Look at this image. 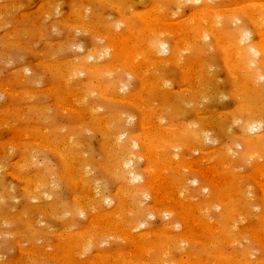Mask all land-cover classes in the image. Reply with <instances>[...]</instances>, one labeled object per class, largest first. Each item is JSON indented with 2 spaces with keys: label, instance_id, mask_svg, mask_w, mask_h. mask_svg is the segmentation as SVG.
<instances>
[{
  "label": "rangeland",
  "instance_id": "1",
  "mask_svg": "<svg viewBox=\"0 0 264 264\" xmlns=\"http://www.w3.org/2000/svg\"><path fill=\"white\" fill-rule=\"evenodd\" d=\"M189 1L190 0H188V1L187 0H0V264H86V263L87 264H122V263H125V264H160L161 260H159V259H161L160 256H162V253H165L164 248L167 249L166 248L167 243L169 244L168 256H170L168 259L171 260V264H187V261H189L188 259L191 260V261H189L190 263L193 262V260L195 262H199V260H201L202 264H204V263L205 264L206 263H208V264H222L223 260H225L227 257H228V260H230L237 253H240V254L242 253L241 255L237 254L235 256V257H237L239 255L238 259H237L239 261V264H241V263L247 264L250 261V260L248 261V258L252 260V261H250L251 263H254V262L258 263V261L260 260V262L258 264H260V263L264 264V239L262 238V236L264 235V220H262V218L264 217V213H263V211H264V198H263L264 197V188H263L264 187V173H263V170H264V135H263L264 134V127H263L264 123H262V125H261V128H262L261 130L259 129V127L257 128V125L260 126V122L262 120H264L263 116L260 117V115H264L263 114L264 108H262V107H264V100L261 99V98H264V94L262 95V97L258 96V95H261V93H263L264 90L261 91L257 95V93L260 91L258 89L259 88L261 89L260 86L264 85L262 83V81L264 82V79H262L264 77V54H263L264 51H262V50H264V47H263L264 46V40L262 41V37L264 39V13H263L264 10L262 8L263 7L262 4H264L263 3L264 0L263 1H261V0L260 1L259 0H210V3L212 2V4H213V5L212 4L210 5V6H212V8L209 6V4H210L209 0H207L206 3H205V0H203L204 2L202 0H196V2H197L196 4L194 3L195 0H191L190 2ZM251 1H256V2L252 3ZM257 1H259L261 4L258 2L260 5H258L259 7L255 6L257 8V9H255V7L253 8L251 5H253L254 3L257 5ZM200 2H203V3H200ZM171 3H172V5H171ZM177 3L180 5V7H178ZM250 3H251V5H249ZM215 4H216V7L214 6ZM219 5H220L219 8H221L222 10L218 8ZM208 6L210 7V9ZM249 6H251V8ZM230 7H232L233 9H237L236 12L231 10L232 8H230ZM246 7H249L250 9L247 8L248 10L245 11L244 8H246ZM204 8L205 9L207 8L206 9L208 12L207 15L204 14V13H206ZM215 8L218 10H221V12L220 11L217 12L218 10L216 11ZM225 8H227L226 13H223L222 11L225 10ZM228 8L232 11V13L235 16L236 15L237 16L234 17L232 13L230 14L231 16H229L230 10ZM162 9H163V11H162ZM213 9L215 10V12H217V14L215 13L217 15V17L219 16L218 15L219 13H222V14L228 13V15H226V18L223 15L224 18L221 19V14L219 16L220 17L219 19L221 21L219 23V24H221V26H219V28L221 27V30L219 28L216 29L217 23L219 22L218 21L219 19L217 20L216 16H214L215 14H214ZM258 9H259V11L262 9L263 12L261 10L259 13ZM256 10H257V13H256ZM201 11L204 13H202ZM211 11H213V12H211ZM248 11L250 12V14L246 13ZM194 12H197V13H194ZM162 13L164 15H162ZM210 13L214 17L211 16ZM261 13H263V14L260 15ZM247 14L250 17H248ZM199 15H200V17H199ZM204 15L207 16L206 18H208V22H210V20L213 22V21H215V19H216V21L214 23H212V22L208 23L206 18L204 21L203 18L201 17ZM210 16L213 18H211ZM260 16H263V17H260ZM166 17H169L168 21H166L167 20ZM195 17L197 18L196 20L194 19ZM227 17H229V18H227ZM230 17H232V19H230ZM158 18H159V20H158ZM201 18L204 22L207 23L206 27L207 28H208V26L210 27V29H205L206 28L205 25H204V27L202 25V27L207 31H205L203 28L201 30H198V29H200L202 23L205 24L201 20ZM235 18H238V19L233 20ZM239 19H240V21H239ZM256 19H258V20H256ZM237 20L239 21V23ZM158 21L160 22V24H158L159 23ZM191 21H193V22H191ZM194 21H196V22H194ZM197 21H198V24L194 25L197 23ZM201 21H202V23H201ZM233 21H235L234 24H233ZM260 21H262V22H260ZM179 22H181V23H179ZM182 22H183V24H182ZM189 23L190 24L192 23V25H193L192 27H195V28H191L192 30H190V32L191 31L192 32L191 33L188 32V34L192 35V36H193V34H196V35L199 34V36H198V37H200L199 39L195 35H194L195 36V38H194L192 36H188V34L185 35L182 32H181L182 34H180V31H182L183 27H187L185 25L186 24L189 25ZM235 23H237V24H235ZM257 23H259V24H257ZM260 23L262 24L261 28L259 26ZM211 24H212V26L216 25V27H214L216 30L211 26ZM232 25H235L234 28ZM239 25H242L243 27L242 26L239 27ZM229 26H232V27H230L231 32L228 30L229 32L227 33V35H228L227 36L226 35L227 31L225 29H228ZM147 27H148V30H147ZM160 27H161V30L163 32H161V30L159 29ZM180 27H182V29ZM171 28H173V29H171ZM211 28H212V30H211ZM231 28H233V30H235V31L231 30ZM238 28H240V31L238 30ZM245 28H247L248 31ZM152 29L153 30L155 29V32H158L159 34L158 33L154 34L155 32L153 33ZM156 29H158V31ZM193 29H194L195 33H193ZM178 30H179V32H178ZM218 30L220 32L221 31L222 32L221 33L217 32ZM201 31L203 33L207 32V35H206V33L205 34L202 33L200 35ZM213 31L216 34L215 33L213 34ZM149 32H150V34H149ZM151 32H152V35H151ZM208 32H211V33H208ZM249 32H250V34H249ZM243 33H244V35H243ZM99 34H101V35H99ZM153 34L156 35L155 38H154ZM222 34H224V35H222ZM232 34L235 35L236 37L233 36ZM148 35H151V36H148ZM203 35H206V36H203ZM216 35H218V36L216 37ZM245 35L246 36L248 35L247 36L248 41L246 40V37H245L246 41L244 40ZM147 36H148V38H147ZM237 36H239L240 41H238L239 39H237L238 38ZM123 37H124V39H123ZM203 37L204 38L207 37V39L209 37V39H208L209 41L206 40V42H207L206 43ZM225 37L227 38V41L225 40L226 39ZM232 37L235 39H233ZM116 38L121 39V40H126L127 43L129 41L128 39H131L129 41V44H127L130 46H128L127 48L130 47L129 49L133 50L139 44L138 46L141 47V49H140L141 51L139 50V53L135 54L134 50L132 52H131V50H129V53L123 52L121 50H120L121 51L120 52L119 49L114 50L111 47L115 46L114 42H116V40H115ZM134 38H135V40H134ZM150 38L152 39V41ZM193 38L198 40L197 41L198 44L196 43V40H194ZM221 38L224 39L225 42H224V40L221 41ZM241 38L243 40H241ZM260 38H261V40H260ZM148 39L150 40V43H149ZM200 39H202L203 41ZM142 40H144L145 42H143ZM218 40H219L220 44H219ZM229 40H231L232 44H230L231 42ZM235 40H237L238 43ZM201 41L203 43L204 42L205 43L203 44ZM151 42H154V45H156V43H157L160 47H158V45L154 47L153 43H151ZM181 42H183L184 45L181 44ZM208 42H209V44H208ZM233 42H235V44L237 43V45H235ZM240 42H241V44H240ZM112 43L114 45H112ZM162 43H163V46H162ZM200 43H202L203 45ZM222 43H223V45H222ZM142 44L144 46H142ZM206 44L210 45L207 47L208 50L205 48ZM238 44H240V45H238ZM245 44H246V46H245ZM188 45H189V47H188ZM196 45H198L199 48H198V46L195 47ZM219 45H220L221 49L223 46L222 51L223 50L225 51L224 48H226V50H227L226 45H229V46L232 45L234 47V49L231 48L232 46H230L231 49L228 48L230 51L227 50L228 51V54H227L226 53L227 51L222 52L220 50ZM224 45H225V47H224ZM161 46L165 47L164 51H166V50L167 51L164 52L163 49L160 50ZM200 46L201 47L204 46V48L203 47L200 48ZM235 46H237V49ZM142 47H143V49H142ZM243 47H244L245 51H246V48L248 51L245 52V51L241 50V49H243ZM148 48H149V50H148ZM260 48H262V49H260ZM111 49H112L113 53L111 52ZM152 49H155V50H152ZM158 49H159V51H158ZM203 49L207 50L208 52L203 50ZM252 49L253 50L255 49V51H253V53L258 55V56L255 55L256 56L255 59H254V54L252 53ZM185 50H187V51H185ZM233 50H234V53H232ZM258 50L262 51V54H260L261 52L258 54V52H259ZM90 51H92V52H90ZM148 51L149 52L151 51L150 54ZM156 51L158 54L160 52H162L159 54V56L161 58L155 54ZM209 51H210V54H208ZM236 51H237V54H235ZM256 51H257V53H255ZM94 52H95V54H94ZM116 52H118V53H116ZM203 52H204V54H203ZM248 52H250V53H248ZM119 53L120 54L123 53V55H125V59H124V56L120 55ZM238 53L240 56H238ZM96 54H99V55L96 56ZM118 54L120 57L118 56ZM129 54L131 56H133L134 54L138 55V56H136V58L134 55L133 58H134V61L136 60L138 62V65H140L141 68L133 71V69L130 68L125 63L126 59L131 57V56H129ZM236 55L238 58L236 57ZM252 55H253V58H251ZM117 56H118V58H117ZM248 56L251 58L252 61L254 59V61L258 62L259 64L258 63L256 64V62L250 63L248 61V59H249ZM121 57H123V59H119ZM228 57L230 59H228ZM241 57L245 58V59L242 60ZM239 58H240V63H242L241 65L244 64V66H245L244 69H246V70H247V68L250 67L249 64H252V63L255 64V65L254 64L251 65V66H253V68L255 70L252 69V67H251L250 69L252 71L250 70V73H251L250 75H249L248 70H247L248 73H246V70H244L240 66V64L238 62ZM88 59H89L88 64L89 63L90 64L88 65L86 63V65H85L84 62H86V60H88ZM231 60H234V61H231ZM246 60L249 62V64H247L248 62ZM228 61H231V62L228 63ZM81 62H82V64H81ZM177 62H178V64H177ZM154 63H156V64H154ZM157 63L158 64L161 63L160 68H159V65ZM182 63H184V65ZM198 63H201L200 65H202L201 66L202 68L200 67V65ZM245 63L247 64L248 67L246 66ZM116 64H118V65L116 66ZM228 64L230 65V69H229V67H227ZM94 65L96 67H94ZM147 65L149 67H146ZM98 66L100 68L99 71H101L99 73L97 70ZM100 66H102V68L104 66L105 67L102 69ZM233 66L234 67L236 66L237 68L240 67L242 69L238 68V70L236 71V68H233ZM78 67L80 70L78 69ZM82 67L83 68L85 67L84 70L90 68L89 69L90 72L84 71L82 69ZM87 67H89V68H87ZM113 67H116V68H113ZM204 67H206V68H204ZM77 69L80 72H77L78 71ZM191 69H193V71ZM202 69H203V71H202ZM149 70L151 71V73ZM256 70L257 71L259 70L258 71L259 74H257L258 72ZM94 71H97V72L95 73ZM189 71H191V72H189ZM230 71H231V74H230ZM260 71H261V73H260ZM254 72H257V73H254ZM92 73H95V74L93 75ZM254 74H255V76H254ZM204 75H206V77ZM215 75H216V77L213 78L212 76H215ZM234 75H236L237 78L236 77L233 78L232 76H234ZM245 75H247V76L249 75L248 79H245V77H244ZM251 75H252L253 79L251 78ZM259 75H261L262 77L258 78ZM247 76H246V78H247ZM207 77H208V79H206ZM210 77H212L213 79L212 78L210 79ZM238 77H240L241 79ZM255 77L257 78L256 80H255ZM188 79H190V81ZM191 79H193V80H191ZM236 79H238V80H236ZM244 79L247 82H249V80L252 81L249 83L250 84L253 83L252 84L253 86L252 85H251V87L248 86L251 89L246 87L247 85H250L249 83H247L246 85L243 84V83H246V81ZM103 80H105V81H103ZM163 80H165V81H163ZM233 80L236 82H234ZM253 80H254V82H253ZM257 80H258L257 86L259 88L257 86H255L256 87V89H255L254 84H255V81H257ZM193 81L197 85V88H196V85L192 83ZM213 81H215L214 82L215 85L218 86V87L217 86L214 87V89H212V87L214 86ZM217 81L219 84H216ZM238 81H241L242 84ZM122 82H124V83H122ZM149 82L152 84H150ZM233 82H234L235 86L233 85ZM164 83H165V85H164ZM203 83L205 85H203ZM206 83L209 84V85H207L208 88L206 87ZM105 84L108 86L107 90H109L113 84L117 85L116 86L117 88L115 87V85L112 86L113 87L112 89L116 88V90H115L116 92L111 89L114 93L112 91H108V93H107V91L104 87ZM211 84H213V85L210 86ZM256 84H257V82H256ZM123 85H125V87ZM151 85L153 88L151 87ZM221 86H222L223 90L221 89ZM242 86H245L246 89H244L245 87L243 88ZM49 87H52V88H49ZM238 87H242V89L241 88L239 89ZM252 87L254 89H252ZM202 88H204V93L207 92V96H209L210 92H212V94L209 96L210 98L205 97L204 93L201 92L203 90ZM209 88H211L215 92V94H213L214 92L210 91L211 89L209 90ZM215 88H216V90L220 89L219 92L222 93L224 96H227V97L222 96V94H220L218 92V90L216 92ZM157 89H158V91H157ZM189 89L191 90V92H189L190 91ZM117 90H118V92H117ZM162 90H163V92L165 90V92H167V94L170 91L168 95L165 93L164 94L167 95L169 98L171 97V102L167 100V99H169L167 96H166L167 98L163 97L165 95L162 93ZM221 90H222V92H221ZM247 90H248V92H250V90H251V92L253 91V93L255 95H253V93L250 94L251 92L246 93ZM74 91L76 94L72 93ZM103 91H104V93H103ZM195 91H196V94H195ZM199 91H200V94H199ZM244 91H245L246 95L243 94V97H245L244 100H246L248 102V104L246 101H245L246 103L243 102L244 100L242 98V92L244 93ZM13 92L15 93V95H13L14 94ZM110 92L113 94H111ZM158 92H161V93L159 94ZM238 92H240V93H238ZM105 93L107 94V96L105 95ZM181 93H185V95L182 94L183 98L181 97ZM232 93H233V95H232ZM102 94L105 96H103ZM140 94H141V96H140ZM156 94H158L159 97L155 96ZM161 94H163V96H161ZM170 94H172V95L169 96ZM187 94L188 95L192 94L191 98H189L190 96L188 97ZM193 94H195L197 97H195V95H193ZM216 94L220 95V96L219 95H217V96H218V98L219 97L221 98L220 101H222V104L221 103L219 104L220 101L218 102L219 99L217 97H213ZM199 95H200V97H199ZM201 95L204 97V99L205 98L207 100L209 99V101H207L206 99L204 100ZM235 95L237 98H235ZM240 95H241V97H240ZM185 96H187L186 99L189 98L191 100V101L188 100L187 104L189 102H192V104H193L194 100H195L194 102L197 103V101H198V102H200V104L197 103L196 106H195V104H193L194 107H192L191 106L192 104L189 103L190 106L188 105V108H187V105H186V107H185V105H184V103L186 102L185 101L186 99H184ZM193 96H194V98H197V100L193 99ZM232 96H234V97H232ZM238 96H239V100H238ZM249 96H252V98ZM162 97L166 98L168 103H167V101H165V99H164V101L161 100ZM222 97H224V99H222ZM257 97H258V99H257ZM143 98L145 99V101ZM198 98H200L201 100ZM64 99H66V100H64ZM135 99H136V101H135ZM141 99H142V101H141ZM192 99H193V101H192ZM202 99H203V101H202ZM240 99H242L243 101H241ZM140 101H141V103H140ZM146 102H147V104L151 103V105L154 107L156 106V108L152 107V109L154 108L153 110H155L152 114H151V112L153 110L152 109L150 110L151 112L149 114L151 116L156 115L158 112L160 113V114L159 113L157 114L158 115L157 119L155 116L153 118L149 117V119L151 118L150 120H153V119L154 120H153V122L149 120L148 123H145L147 125L143 124V122H142V121H146L144 119H146V117L149 116L148 115L149 111L145 108ZM169 102H170V105H169ZM249 102H251L250 105H249ZM257 102L262 103L263 106ZM164 103L167 104L170 107V109L174 108V110L178 113H176L175 111H172L170 109H169L170 111L167 112L168 108H167V105H165ZM69 105H70V107H69ZM171 105H172V107H171ZM208 105H210V106H208ZM241 105H244V107ZM251 105H253L254 107H255V105H257L254 108V110H256L257 107H259V109L256 110V112L258 114H259L258 111L262 112V113L260 112L261 114H259L257 116L258 119H257V117H255V118L253 117L254 119L253 118L250 119L247 116V114H245V112H247L246 111L247 106L249 108ZM206 106L209 107V110L206 109L207 108ZM142 107L145 109V111H143ZM183 107H185L187 110L186 109L183 110L182 109ZM250 108H252V106ZM140 109H141V111H140ZM156 109H157V111H156ZM181 110H183V111H181ZM196 110H197V112H196ZM146 111H147V113L145 115L144 113ZM202 111H204L205 113L207 112V114L210 111L209 112L210 114L204 115V112H202ZM239 111H241V112L239 113ZM120 112L124 113L125 117L123 114H122V116H123L122 117L120 115ZM186 112H189V113L187 114ZM94 113H96V115ZM97 113H98V116H97ZM154 113H156V114H154ZM219 113L222 115V117L220 116V118H222V120H220L222 123L220 121H218L221 124L217 125V119L219 117L218 118H216V117H217V115L218 116L220 115ZM226 113L227 114L231 113V114L227 115ZM241 113H242V115H241ZM112 114L114 115L113 117H112ZM243 114H245V115L243 116ZM106 115H108V118L106 117ZM143 115H145L144 119L142 117ZM160 115H163L164 117L160 116ZM129 116L131 117V119L129 118ZM228 116L232 117V118L235 116L234 121L236 119L237 120L235 122H233V120H231V118L229 119ZM242 116H243L244 121H242V119H241ZM98 117L102 118V119H99L100 120L99 123H96V122H98ZM118 117L123 119V121H122L123 123L121 122L120 119H117L118 121H117L116 127H118V124H120V123H122V124H120L121 126H123V124L125 123L123 128H125V127L127 128V129L126 128L124 129L127 132L126 136H124V137H123V135H124L123 129L121 130V127L119 126L120 130L123 133L120 130L117 132L119 127H118V129H115V127H114L115 124H113V123H115L114 119L118 118ZM162 117H163V119H162L163 121L161 120ZM178 117H179V119L177 120ZM236 117H238V118H236ZM93 118H95V119H93ZM109 118H111V119L114 118V119H113V121H111V119H109ZM247 118H249V120H246ZM259 119H262V120L260 121ZM93 120H94V122H93ZM101 120H102V122H101ZM107 120H108V122H106ZM256 120L257 121L259 120L260 122L258 121L259 122L258 123ZM204 121H206V123L208 122L207 123L208 126L206 125V123ZM238 121H240V123H238ZM110 122H111V126L109 124ZM126 122H127V124H126ZM179 122H181V123H179ZM236 122H237V124H236ZM254 122H256V123L253 124ZM104 123L107 126L111 127V129H109L110 127H108V130H109V132L110 131H112V132L108 133L106 131L107 128H105L106 130L104 129V125H105ZM172 123H173V125H171ZM182 123L188 124L189 126H190V124L193 125V123H194V125H195L197 123V125H195V127H194L196 129L199 128L200 125L203 126L202 124H204V127H202V128L200 127L199 129L195 130L196 131L195 132L194 128H193L194 125L190 126V128H191L190 129V128H187V125L186 126L182 125ZM198 123H200V125H198ZM215 123L217 125V129H216ZM229 123L233 124V126L230 127L233 131L230 130V128H229L230 124ZM234 123H235V125H234ZM246 123L248 125H249V123H251L252 124L250 126L251 128L255 125L252 129H254L256 127L254 129V131L251 130L252 133L249 132V133H251V134H249V136L245 135V134H247L246 128H245V126L247 125ZM141 124H142V126H141ZM176 124H179V125H176ZM209 124H210L211 128H210ZM80 125H82L84 127V130L81 129L83 127ZM98 125H100L101 129ZM145 126L146 127L148 126L147 129L144 128ZM196 126H198V127H196ZM92 127H94V131L92 130ZM112 127L116 131L115 134L113 133L114 130ZM207 127L210 129H209V131L206 132L205 130H208ZM87 128H88V130H87ZM102 128L107 132V133H105L103 131L105 135L103 134V132H100V130L102 131ZM153 128H154V131L156 129V131H157L156 134L153 132V130H152ZM168 128L171 129L170 131L175 133V135H174L175 138L176 137H178V138L180 137V138L179 139L177 138V140H176L173 137L172 133L169 130H167ZM175 128L177 131L179 130L178 132H180V130L181 131L185 130V129H187V130L184 132V135L183 134L181 135V133L183 131L180 132L181 136H179V133H177ZM181 128H184V129H181ZM203 128H204V130H203ZM214 128L216 129V131H214L215 130ZM226 128H229V129H226ZM80 129L82 131H80L78 133V131ZM89 129L91 130V132L89 131ZM97 129L99 130V132ZM158 129L161 131L159 132ZM188 129H190V131ZM201 129L203 131V134H204V132H206V135H208V142L209 143L205 142L207 137L205 134L203 136ZM211 129L213 130V133L214 132H216V133L213 134L212 131H210ZM76 130H77V132H76ZM143 130H149L150 132H148V131L145 132ZM164 130H167V132ZM191 130H193V131H191ZM227 130H229V132L231 131V133H229ZM85 131H86V133H85ZM199 131L201 132L200 134H202V135L199 134ZM143 132L146 135H144ZM187 132L190 134H188ZM208 132H209V134H207ZM74 133L80 134V135H78L79 137L77 136V134L75 135L77 137V139L74 137V135H73ZM82 133H84V134L82 135ZM118 133H119V135H118ZM121 133H122V135H121ZM129 133H131L130 137H129V138L132 137L131 139H129L127 137V135H129ZM186 133H187V135H189V138L191 137L190 141H189L190 143L188 142L189 144H187L188 138H185V139L183 138V136H185V137L187 136ZM191 133H192V135H191ZM194 133H196L197 135L196 134L194 135ZM211 133L213 135H211ZM242 133L244 135H242ZM253 133H255L256 135ZM161 134L163 136L165 135L168 137H163ZM176 134H178V135L176 136ZM198 134L200 135V137ZM252 134L255 135L256 140H255L254 136H252L254 138V140L252 139V137H251ZM259 134H260V136H259ZM81 135L83 137H80ZM106 135L107 136L109 135L108 139H107ZM120 135L122 137H120ZM140 135L145 136L146 140L144 137H141ZM155 135H157V136H155ZM171 135L173 137V140H175V142H173V140L171 139L172 138ZM193 135H194V137H193ZM209 135H211L212 137H210ZM147 136L148 137L150 136V137L148 138ZM154 136L157 137L156 138L157 142H156ZM197 136H198V138H195ZM213 136L215 138H213ZM245 136H246L247 140L250 138L251 141L252 140L254 142L256 141V143H254L252 145L249 144L248 141H250V139L248 141L244 140ZM247 136L249 138H247ZM258 136L260 138H258ZM118 137L120 138V140ZM209 137L213 138V139L210 140ZM261 137H262V139H261ZM112 138H114V139H112ZM142 138H143V141L141 140ZM150 138L153 139L152 141L156 142L154 144L156 145L157 149H153V150L147 149V148H149L148 146H150L149 144H147V139H150ZM165 138H167V141L168 140L169 141L172 140V141L167 142ZM201 138H203L204 140H202ZM117 139L119 141H117ZM199 139H200V141H199ZM214 139H216L215 143L212 142V140H214ZM258 139H261L260 142H257ZM130 140H132V142ZM144 140L146 142V145H145ZM159 140H160V142H158ZM179 140H180V142H179ZM196 140H198V141H196ZM121 141H122V144L119 145V143H117V142L121 143ZM176 141H178V142L176 143ZM182 141H183V143L184 142L186 143V144L185 143L183 144L184 146H182V143H181ZM202 141H204V144L201 145V143H203ZM143 142H144V145L142 144ZM161 142L162 143H168V145L171 144L170 145L172 147L171 150L167 144L162 145ZM194 142L197 145H199V143H200V146H197V148H196V145ZM112 143H114V145H116V144L117 145L113 146ZM193 143L195 146L192 145ZM262 143H263V145H262ZM230 144H233V145H230ZM235 144H236V147H238V148L240 147V148L239 149L236 148ZM255 144H257L258 146H256ZM121 145H122V149L120 148ZM129 145H132L131 147L136 149V150L133 149V152H135L134 154H133V152H131L132 148L128 149L127 146H129ZM133 145H135V147H133ZM161 145L163 147L165 146L166 149H168L167 154L170 155L172 153V156L167 155L166 152L164 151L165 147L163 149V148H161L162 147ZM179 145H180V147H179ZM187 145H188V147H187ZM259 145L262 146V148L260 147L261 150L259 148ZM112 146L115 149H116V147L118 149V153L114 152V155H116V153L118 154V156H119L118 159L121 158V155H122V159H120L119 161L116 159L117 156L114 157V155L112 153L113 152L111 150ZM205 146H207L208 148ZM225 146H227V147H225ZM230 146H234L233 148H231V150H234V151L230 150L231 153H228L229 149H230L228 147H230ZM124 147H125V150L123 149ZM202 147H203V149H201ZM195 148L198 151L200 149L201 150L198 152L195 150ZM198 148H200V149H198ZM220 148H221V150H220ZM224 148L226 151L223 150ZM119 149H121V150H119ZM236 149H238V150L241 149L238 152L239 155L236 152V151H238ZM255 149H257V150L259 149V151H256ZM108 150H110V152ZM122 150L124 153H127V154H124L122 152ZM155 150H156V152H154ZM202 150H205V151L202 152ZM206 150H207V152H206ZM243 150L245 153L243 152ZM250 150H251V152H250ZM170 151H171V153H170ZM217 151L219 154L217 153ZM224 151H225V153H224ZM247 151L249 153H247ZM255 151L257 153H255ZM145 152H147V153H145ZM150 152L152 153V156H155L156 159H158L157 161L153 157L152 158L154 160H151V158H147L148 160H146V156L150 155L149 157H151ZM232 152H234V153L232 154ZM252 152L255 154H253ZM258 152H260V153L258 154ZM235 153H237V154H235ZM59 154H61V155H59ZM128 154H130V155L133 154V157L135 156V158H134L135 160H132L131 159L132 156H130ZM145 154H147V155H145ZM228 154H230V155L228 156ZM247 154L251 155V157L249 156V158H252V157L253 158L248 159ZM124 155H126V158L124 157ZM136 155H139L141 157L138 158V156H136ZM143 155L145 158L143 157ZM259 155H260V159H259ZM261 155H262V158H261ZM168 156H169V158L170 157H172V158L169 159ZM218 156L221 157V159L220 158L218 159ZM257 156H258V158H257ZM73 157H74V159H73ZM127 157H129V158L131 157V158L129 159ZM165 157H167L166 159H169V160H166ZM215 157H217V158L215 159ZM255 157L258 161L255 159ZM108 158H110L112 163L110 162V160ZM113 158H115L116 160H114ZM227 158H230L232 161L230 159L228 160ZM126 159H127V161H125ZM149 159L152 162H150ZM159 159H160L161 163L164 162L166 169L170 168V167H172V168L166 170L165 166L163 164H161L160 162H158ZM164 159H165V161H164ZM173 159H175V160H173ZM223 159H225V160L227 159L226 162H224L225 160H223ZM122 160H124L125 163H123V164L120 163L118 165V163L121 162ZM128 160H129V162H128ZM131 160H132V162H131ZM184 160H186V162H184ZM221 160H223L224 165L221 164L222 163ZM166 161H169L170 163L169 162L167 163ZM177 161L183 162V163L181 162L182 164L178 162V164L182 165V166L180 165L182 167V170L181 169L179 170L178 169L179 167L177 168L179 170V172H177V170H174V169H176V168H174V166H178ZM188 161L191 163H188ZM70 162H71V164H70ZM126 162H127V164H126ZM156 162H158V163H156ZM174 162H175V164H173ZM231 162H232V165H234V166L231 165ZM185 163L188 167L187 166L185 167ZM225 163H227V164H225ZM150 164H151V166H154L155 168H159L160 165L162 167L164 166L163 167L165 169L164 171H166L167 174L165 172H163V170H160V169L155 170V168L151 167ZM156 164L157 165L159 164L158 165L159 167ZM170 164H171V166H170ZM172 164L174 166H172ZM90 165H91V167H90ZM113 165L119 166V169H116V171L118 170L117 172L122 171L119 178H122L123 177L122 174H124L123 178L125 180H127L129 178L128 176H130V174H131L132 178L130 176L129 179L133 180L132 182L130 181L132 184L129 183V180L125 181L123 178H122L123 180L119 179L120 180L119 181L117 178V176L119 174L115 172V168H118V166H113ZM123 165H124V167H123ZM126 165H128L130 168H128V166H127L125 169L126 171H125L124 168ZM112 166L114 168H112ZM121 166L123 167V170L120 169V168H122ZM149 166H150V168L148 169ZM189 167L192 168V170ZM198 167H199V169H198ZM215 167H217L218 169L217 168L215 169ZM231 167H233V168H231ZM260 167H261V169H260ZM163 168H161V169H163ZM187 168H189V169H187ZM151 169H153V174H152V172H150V171H152ZM183 169H186V170H183ZM232 169H236V170L232 171ZM148 170H150V171H148ZM158 170H160V171H158ZM133 171H135V172H133ZM156 171H157V173H155ZM183 171H186L185 174H183L184 173ZM127 172H128V175H127ZM129 172H131V173H129ZM154 173L156 174L157 177L158 176L159 177L157 178L154 175ZM224 173L228 174L226 177L227 178L226 180H225L226 174L223 175V177H222V174H224ZM114 174L115 175L118 174L116 176V178H114L115 177ZM161 174H163V177L160 176ZM133 175H136L137 178L136 177L135 178L137 180H135V178H133L134 177ZM152 175H153V177H152ZM165 175L169 179H167L165 177ZM93 177L95 178L94 182H93ZM126 177H128V178H126ZM139 177L141 179V182L140 181L138 182ZM154 177H156V178H154ZM187 177H189V178H187ZM164 178H166L168 181H166V179H164ZM194 178L197 179V182ZM211 178L212 179L214 178V179L212 180ZM79 179L81 181H79ZM154 179H155V181H154ZM156 179H158V180H156ZM223 179H224V182H223ZM162 180H164V182ZM170 180H172L171 183H173V185L177 184L178 181H181V182H179V184H177L180 186L182 184L181 191L178 190L181 187H178V189H176V190L173 189V190H175V192L172 190L171 193L173 195H171L170 192L167 194L165 191H163V192H165V193H163L162 190L167 189L168 187H169L168 189L172 188ZM186 180H187V182H186ZM188 180H189V182H188ZM78 181H79V183H78ZM121 181H122V183H121ZM194 181H195V184L194 183L192 184V182H194ZM226 181H228V182H226ZM70 182H72V183L70 184ZM75 182L77 183L76 185L79 184L80 186H76ZM80 182H82V183H80ZM187 183L188 184L190 183V184L188 185ZM184 184H185V187L187 186L186 190H185V187L183 188ZM261 184H263V186ZM89 185H90V187H89ZM130 185H134V186H130ZM220 185H240V188L242 191H244V193L241 192L239 194V197H240V199H242V200L245 199V200H243V202H242V200H239V197H238V198H236L237 203H239L240 201L242 203H245L246 206H245V204H243V205L239 204L238 205L239 207H243V208L245 207L244 210H246L247 207H250V208H248L250 210L252 209L251 211H249V213L247 212L248 215H246L247 214L246 211H248V209L246 211H242V210H240L239 207L238 208L235 207L236 209H234V207H233V210H232V207H231L232 203L229 205V203H230L229 198H227L228 201H226V197H228L227 196L228 192L226 191L224 186L222 188V186H220ZM135 186L136 187L138 186L137 187L138 190L136 189ZM219 186H220V188H222V190L225 191V194L221 195V193L216 192L218 190H219V192L221 191ZM245 186H246L247 190L245 189ZM84 187L86 189H84ZM87 187L89 188L88 190H87ZM144 187H146V189L148 188L147 190L150 191V192H148L149 193L148 198H146L148 193L144 196V198H142L143 197L142 195H144L143 191L147 192L145 189H142ZM242 187L244 188V190L242 189ZM132 188L135 189L137 191V193ZM149 188L152 190L154 189L153 191H155L156 194H153L155 192H152V190H150ZM187 188H190L191 191ZM201 188L203 189V191L200 190ZM262 188H263V190H262ZM183 189H184V191H182ZM139 190L140 191L143 190V191H141L142 193ZM245 190L247 192H245ZM248 190H250L249 192H251L253 195L255 194L253 196L250 193V196L252 195L251 199H250V196H247ZM80 191H81V193H80ZM157 191H160L161 195L162 194L165 195L164 196L165 199L164 198L162 199V200H164V203H166V205L164 204V206L166 208H164V206H163L164 209L161 206V204L163 205V202H161V204H160L159 202L155 201L156 199L157 200L160 199V197H159L160 194H159V192L157 193ZM185 191H188L189 194L187 195L188 192H185ZM87 192H88V194H87ZM201 192L203 194L204 193L205 194L203 195ZM131 193L134 194V195H132V197H130ZM216 193L219 195H217ZM242 193L244 196H247L248 198H246V197L244 198ZM135 194H137V195H135ZM139 194L141 197L138 196ZM195 194H197V195H195ZM80 195L82 196V198H80L81 197ZM157 195H159V196H157ZM207 195H208V197H207ZM211 195H212V197H211ZM224 195H226L225 199L223 198ZM133 196H135L134 199L136 198L138 200L137 202H136V200L133 199ZM152 196H155V198L156 197L157 198L155 199ZM176 196H178V197H176ZM185 197L186 198L189 197L190 199L189 198H187V199L192 201V202H193L192 199L195 198L196 201L194 200L193 204L197 203L196 205H199L201 203L200 208H197V210L200 211L199 213L203 214V215H201L203 220L206 218L204 220L206 223L213 226L214 228H216L217 226L220 227L221 225L223 226L222 228L221 227L220 228L222 229L221 231L223 233L225 232V234L222 233L221 235H223V239H226L227 241L223 240V243L218 242L219 243V245H218V243L215 244L213 237L209 236V238H210L209 239L208 235L204 234L203 231H201V230L192 231L191 227L194 225V223L192 221H193V219H196L195 215H194L195 213L193 212L194 218L192 219L193 216L191 215L192 217H190L191 219H189V221H188L187 219L189 218V216H188V218L186 216L189 213L188 212L189 209H187V212H186L185 209L181 210L180 207L177 205L179 203L178 200H180V201L182 200V202L187 201ZM76 198H78V199H76ZM120 198H121V200H120ZM100 199H101V203H100ZM106 199H107V202H106ZM219 199H221L223 201H221ZM247 199H249L248 200L249 204H248V201H247V203L245 202ZM255 199L257 200V203H255L256 202ZM79 200H82V202L85 203V204H83V206L85 205L84 207H86V209H80L78 207L80 204L77 201H79ZM124 200H127V201H124ZM216 200L219 201V203H218L219 206H221L220 201L222 203L224 202L223 206H221V207L215 206L214 207L213 205L217 204ZM251 200H252V202H251ZM253 200L255 202H253ZM140 201H141V203H140ZM168 201H170L169 204L170 205L172 204L173 207L168 205ZM206 201H207V203H206ZM76 202L78 203L77 205H76ZM138 202H139V204H138ZM210 202L213 205L210 204ZM94 203H95V205H94ZM136 203H137V206H136ZM155 203H156V206H155ZM202 203L203 204L205 203V204L203 205ZM226 203H228L227 204L228 206L226 205ZM234 203H236L235 199H234ZM123 204H125V205H123ZM140 204H141V207H139ZM189 204H190V202H189ZM207 204L210 206H208ZM92 205L94 208L96 205L97 206L94 209L93 207H91ZM157 205H158V207H157ZM202 205H203V208H206V210H208L207 212L205 209H203V211L201 212ZM167 206H170L171 209L173 210V212H171L172 215L171 214L168 215L167 214L168 212L166 213L165 209H170V207H167ZM176 206H178V207L176 208ZM207 206H208V209H207ZM234 206H235V204H234ZM121 207H123V209H125V210H123ZM127 207H128V210H127ZM119 208H120V210H119ZM135 208H136V212L133 211V209L135 210ZM137 208H139V209H137ZM142 208L144 209V211H142ZM155 208L157 211L160 208V213L161 212L162 213L160 214L159 211L156 212ZM243 208H241V209H243ZM77 209L79 212L77 211ZM179 209H180V211H179ZM237 209H239L241 213L239 212V210L237 211ZM65 210L67 212L69 211L70 213H73V215L69 214V212L66 213ZM84 210H85V212L87 210V212L85 213ZM114 210L115 211L119 210V211H116V213L117 214L119 213V214L115 215ZM121 210H123L124 212ZM130 210H131V212H130ZM138 210H139L140 214H137L138 216H136V215L134 216L133 212L137 213ZM229 210H231L232 213H235V212H239V213L238 214L235 213L236 215L233 216L232 213H231L232 215L230 214L231 211H229ZM98 211H99V213H97ZM100 211H102L103 213L101 214ZM128 211H129V215L134 216V217L132 216L133 222L129 221V220H132V217L130 218L127 216ZM146 211L147 212L149 211L150 214H149V212L146 214ZM174 211H175V213L177 212V214H175V216L172 217ZM198 211H196V213H198ZM233 211H235V212H233ZM62 212L63 213L65 212V214H63ZM110 212L111 213L113 212V214H111ZM163 212L165 213L164 217L167 215V217L171 216L172 218L171 217L170 218L165 217L163 219V216H162L164 214ZM190 212L192 213L191 210H190ZM242 212H243V214H242ZM80 213H82L83 215ZM104 213L106 216L110 213V215H108L109 216L108 219H111V220H107V223L104 222L106 224L103 223L105 225V227H103V224L99 226V224H98L99 222L96 223V221H95L96 219H98L97 215L101 214L103 216ZM106 213H108V214H106ZM183 213L184 214L186 213V215H183ZM85 214H87V215H85ZM151 214L154 216H152ZM240 214H242L243 218L241 216H239ZM244 214H245V219L243 216ZM48 215H49V217H48ZM111 215H114L116 217L118 216L117 217L118 219H116V217L111 216ZM140 215H141V218H140ZM144 215H147V217L145 216L147 218V220L144 217ZM188 215H190V213ZM237 215H238V217H237ZM120 216H121V218L119 220ZM223 216L225 219L223 218ZM112 217H114L116 220H119V222H120L119 224H121V225L124 222L125 223L127 222L126 225L124 223L123 228L121 227L122 230L119 227L120 225L119 224L117 225L118 221L114 222V223H116L117 227L116 228L114 227L115 229L113 228V226H115V225L113 224V221H112L113 218ZM124 218H126V219L128 218L129 222L127 220L122 221V219H124ZM134 218H135V220H134ZM231 218L236 223V225H235V223L232 222ZM235 218L237 219V221ZM241 219H243V220H241ZM143 220H146V222L145 221L143 222ZM242 221H243V223H242ZM171 222L177 223L178 225L174 224V226H173L172 225L173 223H171ZM188 222H190V224ZM230 222H232V224H234V226L231 227V229L233 228L232 230L234 231V233H236V234H234L235 236L233 235L234 243H236V244H234L232 241L233 240V238H232L233 232L230 228H228L229 226H232V224ZM108 223H109V226L107 228L106 226L108 225ZM138 223H140L139 225L145 224L147 226L143 225L142 226L143 228H142L141 226L138 225ZM198 223L200 224V225H198V227L200 228V226L202 225L203 222L200 223L198 221ZM226 223H229V224L227 225ZM225 224L228 227H226ZM179 225H180V228H179ZM224 225H225V227H224ZM129 226H130V228H129ZM131 226L136 227V228L135 229L133 227L131 228ZM126 227L129 228L128 231H127ZM175 227L177 230L175 229ZM198 227H196V229H198ZM224 228H226L225 231L223 230ZM235 228H236V230H234ZM123 229L124 230L126 229L125 231H127V233H124ZM129 230H131V231H129ZM188 230H189V232H187ZM228 230H230L231 232H228ZM151 231H152L151 234L154 233L153 235H155V236L157 234L160 235V236L159 235L156 236V238L158 237L157 238L158 242L154 236L152 240L155 239V241H152L151 244L153 243L154 246L159 245V248H161V247L163 248L165 245V247L163 249L161 248L162 253H161L160 249H159L160 250L159 253H158V251L156 252V249L158 250V248H156L157 246L153 247V249L155 248L154 254H153L154 250L151 249L152 247H150L149 249L146 248L147 249V252H146V249L142 250L140 248L141 244H140L139 240L135 241V239L140 238L141 234L145 236L148 234V232H151ZM236 231H238V232H236ZM163 232H165V233L163 234ZM241 232H242V234H241ZM128 233H130V235H132V236L129 237ZM81 234H82V236H81ZM87 234H89V235H87ZM96 234H97V236H96ZM126 234H128V236H126ZM192 234H193V236H192ZM229 234H231V235L229 236ZM237 234H238V237H239V234H241L239 237L240 239L237 237ZM136 235H138V236H136ZM142 235H141V237H142ZM165 235H166V237H163ZM187 235L189 237L195 238L196 240L193 238L191 240V238H189ZM68 236H70V237H68ZM80 236H81V238H80ZM85 236H87V237H85ZM167 236H168V238H167ZM194 236H196L197 238ZM228 236L230 238H228ZM179 237H180V239H179ZM83 238L84 239L87 238V239L84 240ZM90 238H92V239H90ZM161 238L163 240H165L166 242L163 240H159ZM183 238H186L188 240L183 239ZM244 238H245V240H244ZM69 239L72 242L69 241ZM80 239H81V241H80ZM171 239H172V241H171ZM208 239H209V241H208ZM230 239H232L231 242H230ZM241 239L244 241H242ZM236 240H240L239 243L240 244L242 243V244L240 245ZM82 241H84V242H82ZM89 241L92 243H90ZM160 241H162V242H160ZM159 242H160V244H159ZM67 243H68V246H67ZM85 243H89V244L85 245ZM144 243L146 244V241ZM163 243H165V244H163ZM230 243H232V244L229 246ZM69 244H71L72 247L74 246L73 248H75V250L73 248H70L71 246ZM222 244H225V246ZM170 247L172 250H170ZM150 249H151L150 252L152 254H149ZM139 251H140V253H143V254H140ZM251 252L253 254V257H251ZM160 253H161V255H160ZM231 253H232V256L230 255ZM66 254L71 255L73 258L71 256H70L71 258L70 257L66 258V256H65ZM247 254L248 255L250 254L249 255L250 257L247 258ZM242 255H245V256H242ZM230 256H231V258L229 259ZM241 257L244 259V261ZM244 257L247 259L248 262H246V259ZM157 258L159 261L156 260ZM170 258H172V259H170ZM219 258H221L222 260ZM256 258L258 259V261L254 260ZM156 261L158 263H156ZM227 261L224 263H228ZM230 261H229V264L230 263L233 264L232 260H230Z\"/></svg>",
  "mask_w": 264,
  "mask_h": 264
},
{
  "label": "bare ground",
  "instance_id": "2",
  "mask_svg": "<svg viewBox=\"0 0 264 264\" xmlns=\"http://www.w3.org/2000/svg\"><path fill=\"white\" fill-rule=\"evenodd\" d=\"M187 1H188V0H187ZM190 1H191V0H190ZM190 1H189V2H190ZM202 1H203V0H202ZM206 1H207V0H205V3H206ZM259 1H260V0H259ZM259 1H257V5H256L255 3H254L253 5H251V3H250L249 5H251L253 8H254L255 6L257 7L258 5L261 4ZM261 1H263V0H261ZM177 2H178V1H177ZM184 2H185V1H184ZM192 2H193V1H192ZM203 2H204V1H203ZM203 2H200V3H203ZM251 2L253 3V2H256V1H251ZM258 2H259L260 4H259ZM194 3H195V4L197 3L196 0H195ZM209 3H210V0H209ZM263 3H264V1H263ZM173 4H174V3H173ZM185 4H186V3H185ZM198 4H199V3H198ZM211 4H212V2L209 4V6H210ZM246 4H247V3H246ZM171 5H172V3H171ZM177 5H178V7H180V5H179L178 3H177ZM212 5H213V4H212ZM242 5H243V4H242ZM262 5H263L262 8H263V10H264V4H262ZM209 6H208V7H209ZM214 6L216 7V4H215ZM238 6H239V5H238ZM246 6H247V5H246ZM251 6H249V7L251 8ZM210 7L212 8V6H210ZM210 7H209V9H210ZM219 7H220V5L218 6V8H219ZM232 7H233V6H232ZM232 7H230V8H232ZM249 7L244 8L245 11H247V10H248L247 8H249ZM256 7H255V9H257ZM258 7H259V6H258ZM200 8H201V7H200ZM222 8H223V7H222ZM250 8H249V9H250ZM260 8H261V7H260ZM163 9H164V8H163ZM163 9H162V11H163ZM175 9H176V8H175ZM204 9H205V8H204ZM206 9H207V8H206ZM206 9H205L206 13H204V12H202V11H201V12L207 15L208 12H207ZM215 9H216V8H215ZM219 9H221V8H219ZM228 9H229V8H228ZM197 10H198V9H197ZM213 10H214V9H213ZM217 10H218V9H216V11H217ZM221 10H222V9H221ZM221 10H218L217 12H219V11L221 12ZM226 10H227V8H225V10H223L222 12H223V13H226ZM229 10H230V9H229ZM229 10H228V11H229ZM231 10H233V11L236 12L237 9H233V8H232ZM231 10H230L229 16H231V15H230V14L232 13ZM253 10H254V9H253ZM261 10H262V9H261ZM261 10H260V11H261ZM263 10H262V12H263ZM179 11H180V10H179ZM209 11H210V10H209ZM224 11H225V12H224ZM258 11H259V9H258ZM260 11H259V13H260ZM211 12H213V11H211ZM217 12H215V10H214V14H215V13L217 14ZM251 12H252V11H251ZM159 13H160V12H159ZM194 13H197V12H194ZM246 13H249V14H250L249 11L246 12ZM246 13H245V14H246ZM253 13H254V12H253ZM253 13H252V14H253ZM256 13H257V10H256ZM263 13H264V12H263ZM263 13H261L260 15H262ZM148 14H149V13H148ZM212 14H213V13H212ZM216 14H215L214 16H216V19H217V20L220 18V17H219L220 14H221V19L224 18L223 15L225 16V18H226V15H228V13H227V14L219 13V14H218L219 16L217 17ZM232 14H233V13H232ZM252 14H251V15H252ZM162 15H164V14L162 13ZM208 15H209V14H208ZM210 15H211V13H210ZM241 15H242V14H241ZM247 15H248V14H247ZM253 15H254V14H253ZM257 15H258V14H257ZM157 16H158V15H157ZM197 16H198V15H197ZM204 16H205V15H204ZM204 16H201V17H202L203 20L205 21V18H206L207 16H205V17H204ZM211 16H213V15H211ZM211 16H210V17H211ZM214 16H213V17H214ZM233 16L236 17L237 15L235 16V15L233 14ZM148 17H149V16H148ZM199 17H200V15H199ZM213 17H211V18H213ZM248 17H250V16L248 15ZM254 17H255V16H254ZM260 17H263V16H260ZM155 18H156V17H155ZM166 18H167L166 21H168L169 17H166ZM202 18H201V20H202ZM227 18H229V17H227ZM251 18H252V17H251ZM81 19H82V18H81ZM149 19H150V18H149ZM152 19H153V18H152ZM152 19H151V20H152ZM156 19H157V18H156ZM160 19H161V18H160ZM183 19H184V18H183ZM194 19L196 20L197 18L195 17ZM206 19H207V22H208V18H206ZM216 19H215V21H216ZM230 19H232V17H230ZM236 19H238V18H235V19H233V20H236ZM249 19H250V18H249ZM258 19H259V18H258ZM258 19H256V20H258ZM260 19H261V18H260ZM158 20H159V18H158ZM164 20H165V19H164ZM203 20H202V21H203ZM251 20H252V19H251ZM256 20H255V21H256ZM155 21H156V20H155ZM198 21H199V20H198ZM198 21H197V23L194 24V25H197V24H198ZM202 21H201V23H202ZM204 21H203V22H204ZM215 21L212 22V21L210 20V22H208V23H211V22L214 23ZM218 21H219V22L217 23V28H216V29H218L219 26H221V24H219V23L221 22L220 19H219ZM237 21H238V20H237ZM239 21H240V19H239ZM239 21H238V23H239ZM146 22H147V21H146ZM149 22H150V21H149ZM158 22H159V21H158ZM191 22H193V21H191ZM194 22H196V21H194ZM234 22H235V21H233V24H234ZM258 22H259V21H258ZM260 22H262V21H260ZM150 23H151V22H150ZM150 23H149V24H150ZM156 23H157V22H156ZM156 23H155V24H156ZM161 23H162V22H161ZM167 23H168V22H167ZM167 23H166V24H167ZM179 23H181V22H179ZM204 23H205V24H203V23L201 24V27H200V29H198V30H201V29L204 27V25H205V27H206V24H207V23H206V22H204ZM87 24H88V23H87ZM158 24H160V22H159ZM168 24H169V23H168ZM182 24H183V22H182ZM218 24H219V25H218ZM235 24H237V23H235ZM242 24H243V23H242ZM257 24H259V23H257ZM82 25H83V24H82ZM171 25H172V24H171ZM178 25H179V24H178ZM202 25H203V27H202ZM261 25H262V24L260 23V25H259L260 28L262 27ZM132 26H133V25H132ZM152 26H153V25H152ZM156 26H157V25H156ZM156 26H155V27H156ZM174 26H175V25H174ZM174 26H173V27H174ZM185 26H187V27H183V29H182V27H180V28L182 29V31H180V34L183 33V34L187 35L188 32H190V30H192L191 28H195V27H192V26H193L192 23H191V24L189 23V25L186 24ZM188 26H189V27H188ZM211 26H212V24H211ZM232 26H233V28H234L235 25H232ZM232 26H229L228 29H225V30L227 31V32L225 31V32H226V35H227V33L230 31V27H232ZM240 26H242V25H239V27H240ZM257 26H258V25H257ZM155 27H154V28H155ZM158 27H159V26H158ZM178 27H179V26H178ZM212 27L214 28V27H216V25H215V26L213 25ZM236 27H237V26H236ZM242 27H243V26H242ZM169 28H170V27H169ZM233 28H231V30H233ZM81 29H82V28H81ZM135 29H136V28H135ZM150 29H151V28H150ZM159 29L161 30V27H160ZM171 29H173V28H171ZM171 29H170V30H171ZM177 29H178V28H177ZM203 29H204V28H203ZM205 29H210V27L208 26V28L206 27ZM205 29H204V30H205ZM214 29H215V28H214ZM216 29H215V30H216ZM219 29L221 30V27H220ZM242 29H243V28H242ZM245 29L248 31L247 28H245ZM147 30H148V27H147ZM156 30L158 31V29H156ZM211 30H212V28H211ZM215 30H214V31H215ZM228 30H229V31H228ZM238 30L240 31V28H238ZM246 30H245V31H246ZM152 31H153V33H154V32H155V29H154V30L152 29ZM174 31H175V30H174ZM205 31H207V30H205ZM214 31H213V34L215 33ZM233 31H235V30H233ZM159 32H160V31H159ZM161 32H163V31L161 30ZM178 32H179V30H178ZM178 32H177V33H178ZM181 32H182V33H181ZM191 32H192V31H191ZM191 32H190V33H191ZM196 32H197V31H196ZM217 32H220V31L218 30ZM221 32H222V31H221ZM221 32H220V33H221ZM225 32H224V33H225ZM230 32H231V31H230ZM157 33H158V32H155L154 34H157ZM166 33H167V32H166ZM168 33H169V32H168ZM193 33H195V32H194V29H193ZM193 33H192V34H193ZM202 33H203V32L201 31V32H200V35H201ZM205 33H206V35H207V32H205ZM205 33H203V34H205ZM208 33H211V32H208ZM232 33H233V32H232ZM238 33H239V32H238ZM109 34H110V33H109ZM149 34H150V32H149ZM154 34H153V36H154V38H155L156 35H154ZM158 34H159V33H158ZM161 34H162V33H161ZM215 34H216V33H215ZM217 34H218V33H217ZM229 34H230V33H229ZM249 34H250V32H249ZM99 35H101V34H99ZM114 35H115V34H114ZM114 35H113V36H114ZM151 35H152V32H151ZM151 35H148V36H151ZM166 35H167V34H166ZM176 35H177V34H176ZM194 35H195L196 37L199 36V34H198V35L193 34V36L188 34V36H192V37L195 38ZM206 35H203V36H206ZM218 35H219V34H218ZM218 35H216V37H217ZM222 35H224V34H222ZM232 35H233V34H232ZM243 35H244V33H243ZM105 36H106V35H105ZM132 36H133V35H132ZM148 36H147V38H148ZM153 36H152V37H153ZM157 36H158V35H157ZM171 36H172V35H171ZM188 36H187V37H188ZM220 36H221V35H220ZM220 36H219V37H220ZM227 36H228V35H227ZM233 36H235V35H233ZM247 36H248V35H247ZM247 36H246V35L244 36V40H245V37H246V40L248 41ZM129 37H130V36H129ZM129 37H128V38H129ZM214 37H215V36H214ZM222 37H223V36H222ZM235 37H236V36H235ZM237 37H238L237 39H239V36H237ZM240 37H241V36H240ZM242 37H243V36H242ZM261 37H262V36H261ZM114 38H115V37H114ZM132 38H133V37H132ZM194 38H193V39H194ZM199 38H200V37H198V39H199ZM203 38H204V37H203ZM210 38H211V37H210ZM225 38H226V37H225ZM232 38H233V37H232ZM252 38H253V37H252ZM123 39H124V37H123ZM150 39H151V38H150ZM208 39H209V37H208ZM208 39H207V37L204 38L205 42H206V40L209 41ZM233 39H235V38H233ZM233 39H232V40H233ZM111 40H112V39H111ZM115 40H116L117 43L114 42ZM115 40L113 41V42L115 43V46H114V47L112 46L111 48H113L114 50H118V49H119V51L121 50V51H123V52L129 53V50H131V49H129L130 47L127 48L128 46H130V45H127V44H129V41H130L131 39H128V40H129L128 43H127L126 40H121V39H118V38H116ZM134 40H135V38H134ZM148 40H149V39H148ZM194 40H196V39H194ZM200 40H202V39H200ZM219 40H220V39H219ZM219 40H218V42H219ZM223 40H224V39L221 38V41H223ZM225 40L227 41V38H226ZM225 40H224V42H225ZM241 40H243V39L241 38ZM246 40H245V41H246ZM260 40H261V38H260ZM263 40H264V39H263V37H262V41H263ZM142 41L145 42L144 40H142ZM146 41H147V40H146ZM151 41H152V39H151ZM197 41H198V40H196V43L198 44ZM202 41H203V40H202ZM202 41H201V42H202ZM229 41L231 42V40H229ZM235 41H237V40H235ZM238 41H240V39H239ZM238 41H237V43H238ZM135 42H136V41H135ZM147 42H148V41H147ZM205 42H204V43H205ZM224 42H223V43H224ZM241 42H242V41H241ZM241 42H240V44H241ZM149 43H150V40H149ZM151 43H153V45H154V42H151ZM163 43H164V42H163ZM163 43H162V46H163ZM193 43H194V42H193ZM202 43H203V42H202ZM202 43H200V44H202ZM204 43H203V44H204ZM206 43H207V42H206ZM223 43H222V45H223ZM226 43H227V42H226ZM233 43L235 44V42H233ZM237 43H236L235 45H237ZM144 44H145V43H144ZM181 44H183V42H181ZM185 44H186V43H185ZM200 44H199V45H200ZM203 44H202V45H203ZM208 44H209V42H208ZM219 44H220V42H219ZM224 44H225V43H224ZM227 44H228V43H227ZM230 44H232V42H231ZM240 44H238V45H240ZM262 44H263V43H262ZM112 45H114V44L112 43ZM125 45H126V46H125ZM138 45H139V44H138ZM138 45L133 49V50L135 51V54H138V53H139V50L141 49V47L138 46ZM146 45H147V44H146ZM157 45H158V44L156 43V45H154V47L157 46ZM160 45H161V44H160ZM164 45H165V44H164ZM183 45H184V44H183ZM124 46H125V47H124ZM142 46H144V45L142 44ZM162 46H161L160 50L163 49V51H164L165 47H162ZM165 46H166V45H165ZM197 46H198V45H196L195 47H197ZM208 46H210V45H207V44H206V47H205V48L207 49ZM230 46H232V45H230ZM230 46H229V45H226L227 50H229L228 48H230ZM245 46H246V44H245ZM255 46H256V45H255ZM123 47H124V48H123ZM158 47H160V46L158 45ZM188 47H189V45H188ZM202 47L204 48V46H202ZM202 47L200 46V48H202ZM211 47H212V46H211ZM217 47H218V46H217ZM219 47H220V45H219ZM224 47H225V45H224ZM235 47H236V49H237V46H235ZM263 47H264V46H263ZM115 48H116V49H115ZM151 48H152V47H151ZM184 48H185V47H184ZM198 48H199V46H198ZM212 48H213V47H212ZM212 48H211V49H212ZM231 48L234 49L233 46H232ZM231 48H230V49H231ZM240 48H241V47H240ZM258 48H259V47H258ZM142 49H143V47H142ZM156 49H157V48H156ZM181 49H182V48H181ZM222 49H223V46H222ZM222 49H221V47H220V50H221V51H222ZM224 49H225V51H227L226 48H224ZM250 49H251V48H250ZM260 49H262V48H260ZM260 49H259V50H260ZM106 50H107V49H106ZM133 50H131V52H132ZM148 50H149V48H148ZM150 50H151V49H150ZM152 50H155V49H152ZM203 50H205V49H203ZM207 50H208V49H207ZM207 50H205V51H207ZM209 50H210V49H209ZM220 50H219V51H220ZM241 50L245 51L244 47H243V49H241ZM259 50H258V51H259ZM121 51H120V52H121ZM140 51H141V50H140ZM158 51H159V49H158ZM166 51H167V50H166ZM166 51H164V52H166ZM185 51H187V50H185ZM185 51H184V52H185ZM205 51H204V52H205ZM223 51H224V50H223ZM223 51H222V52H223ZM225 51H224V52H225ZM229 51H230V50H229ZM239 51H240V50H239ZM246 51H248L247 48H246ZM246 51H245V52H246ZM250 51H251V50H250ZM253 51H255V49H254V50L252 49V53H253ZM262 51H264V50H262ZM262 51H259L258 54H259L260 52H261L260 54H262ZM90 52H92V51H90ZM103 52H104V51H103ZM111 52H112V49H111ZM148 52H149V51H148ZM150 52H151V51H150ZM150 52H149V54H150ZM204 52H203V54H204ZM207 52H208V51H207ZM231 52H232V51H231ZM240 52H241V51H240ZM240 52H239V53H240ZM245 52H244V53H245ZM112 53H113V52H112ZM116 53H118V52H116ZM133 53H134V52H133ZM160 53H162V52H160ZM160 53H159V54H160ZM226 53L228 54V51H227ZM232 53H234V50H233ZM239 53H238V56H240ZM244 53H243V54H244ZM248 53H250V52H248ZM255 53H257V51H256ZM94 54H95V52H94ZM99 54H100V53H99ZM99 54H96V56L99 55ZM119 54H120V53H119ZM119 54H118V56H119ZM135 54H134V55H135ZM155 54L159 56V54L157 53V51H156ZM178 54H179V53H178ZM208 54H210V51H209ZM235 54H237V51H236ZM235 54H234V55H235ZM240 54H241V53H240ZM243 54H242V55H243ZM246 54H247V53H246ZM253 54H254V53H253ZM263 54H264V53H263ZM106 55H107V54H106ZM112 55H113V54H112ZM120 55H123V53L120 54ZM134 55L131 56V55L129 54V56H131V57H129V58L126 59V61H125V63H126L130 68H132L133 71H134V70H138L139 68H141V66L138 65V62H137L136 60H135L136 62L134 61V58H133ZM247 55H248V54H247ZM247 55H246V56H247ZM249 55H250V54H249ZM255 55L258 56L257 54H254V59L256 58ZM94 56H95V55H94ZM118 56H117V58H118ZM123 56H124V59H125V55H123ZM136 56H138V55H135V58H136ZM227 56H228V55H227ZM246 56H245V57H246ZM119 57H120V56H119ZM159 57H160V56H159ZM176 57H177V56H176ZM236 57H237V55H236ZM243 57H244V56H243ZM248 57H249V56H248ZM248 57H247V58H248ZM90 58H91V57H90ZM138 58H139V57H138ZM160 58H161V57H160ZM237 58H238V57H237ZM241 58H242V57H241ZM251 58H253V55H252ZM251 58L249 57L250 60H251ZM119 59H123V57H121V58H119ZM149 59H150V58H149ZM155 59H156V58H155ZM215 59H216V58H215ZM228 59H230V58L228 57ZM244 59H245V58H242V60H244ZM249 59H248V61H249L250 63H251V62H256V61H254V59H253V61H252V60L250 61ZM75 60H76V59H75ZM177 60H178V59H177ZM181 60H182V59H181ZM206 60H207V59H206ZM84 61H85V60H84ZM84 61H83V62H84ZM122 61H123V60H122ZM154 61H155V60H154ZM156 61H157V60H156ZM179 61H180V60H179ZM231 61H234V60H231ZM231 61H228V63H230ZM246 61H247V60H246ZM246 61H245V62H246ZM248 61H247V62H248ZM88 62H89V59L86 60V62H84V64L86 65V63L88 64ZM196 62H197V61H196ZM200 62H201V61H200ZM238 62H239V64H240V66L244 69L245 66H244V64L241 65L242 63H240V58H239V61H238ZM249 62H248L247 64H249ZM122 63H123V62H122ZM130 63H131V64H130ZM147 63H148V62H147ZM151 63H152V62H151ZM193 63H194V62H193ZM235 63H236V62H235ZM235 63H234V64H235ZM257 63H258V62H256V64H257ZM81 64H82V62H81ZM84 64H83V65H84ZM89 64H90V63H89ZM89 64H88V65H89ZM154 64H156V63H154ZM157 64H158V63H157ZM160 64H161V63L158 64V65H159V68H160ZM177 64H178V62H177ZM182 64L184 65V63H182ZM198 64L200 65L201 63H198ZM202 64H203V63H202ZM234 64H233V65H234ZM245 64H246V63H245ZM247 64H246V66H247ZM253 64H254V63L249 64V66H250L249 68H247L248 66L246 67L247 70H248V72H249V75L251 74V73H250V70H251L250 68L252 67V69H254L253 66H251V65H253ZM258 64H259V63H258ZM83 65H82V66H83ZM102 65H103V64H102ZM117 65H118V64H116V66H117ZM148 65H149V64H148ZM148 65H147L146 67H149ZM166 65H167V64H166ZM166 65H165V66H166ZM193 65H194V64H193ZM228 65H229V64H228ZM228 65H227V67H229V69H230V65H229V66H228ZM235 65H236V64H235ZM254 65H255V64H254ZM125 66H126V65H125ZM161 66H162V65H161ZM191 66H192V65H191ZM201 66H202V65H200V67H201ZM204 66H205V65H204ZM206 66H207V65H206ZM243 66H244V67H243ZM94 67H96V66L94 65ZM94 67H93V68H94ZM100 67L102 68V66H100ZM104 67H105V66H104ZM104 67H103V68H104ZM189 67H190V66H189ZM198 67H199V66H198ZM200 67H199V68H200ZM231 67H232V66H231ZM84 68H85V67H84ZM84 68L82 67L83 70H84ZM87 68H89V67H87ZM103 68H102V69H103ZM113 68H116V67H113ZM164 68H165V67H164ZM166 68H167V67H166ZM186 68H187V67H186ZM192 68H193V67H192ZM201 68H202V67H201ZM201 68H200V69H201ZM204 68H206V67H204ZM209 68H210V67H209ZM233 68H236V71L238 70V68H239V69H242V68H240V67L237 68L236 66H235V67L233 66ZM78 69H79V67H78ZM78 69H77V70H78ZM89 69H90V68H89ZM89 69H86V70H84V71H89ZM94 69H95V68H94ZM118 69H119V68H118ZM132 69H131V70H132ZM145 69H146V68H145ZM207 69H208V68H207ZM260 69H261V68H260ZM79 70H80V69H79ZM79 70H78L77 72H80ZM83 70H82V71H83ZM97 70H98V73L101 72V71H99V70H100L99 66H98V69H97ZM104 70H105V69H104ZM114 70H115V69H114ZM182 70H183V69H182ZM186 70H187V69H186ZM191 70L193 71V69H191ZM210 70H211V69H210ZM244 70H246V69H244ZM247 70H246V73H248ZM254 70H255V69H254ZM82 71H81V72H82ZM92 71H93V70H92ZM123 71H124V70H123ZM123 71H122V72H123ZM149 71H150V70H149ZM155 71H156V70H155ZM160 71H161V70H160ZM202 71H203V69H202ZM202 71H201V72H202ZM236 71H235V72H236ZM242 71H243V70H242ZM251 71H252V70H251ZM256 71H257V70H256ZM258 71H259V70H258ZM258 71H257V72H258ZM261 71H262V70H261ZM261 71H260V73H261ZM89 72H90V71H89ZM94 72L96 73L97 71H94ZM103 72H104V71H103ZM117 72H118V71H117ZM136 72H137V71H136ZM156 72H157V71H156ZM156 72H155V73H156ZM189 72H191V71H189ZM201 72H200V73H201ZM233 72H234V71H233ZM244 72H245V71H244ZM257 72H254V73H257ZM95 73H92V74L94 75ZM104 73H105V72H104ZM150 73H151V71H150ZM163 73H164V72H163ZM198 73H199V72H198ZM237 73H238V72H237ZM262 73H263V72H262ZM146 74H147V73H146ZM156 74H157V73H156ZM187 74H188V73H187ZM210 74H211V73H210ZM210 74H209V75H210ZM230 74H231V71H230ZM257 74H259V72H258ZM154 75H155V74H154ZM157 75H158V74H157ZM161 75H162V74H161ZM213 75H214V74H213ZM232 75H233V74H232ZM238 75H239V74H238ZM249 75H248V76H249ZM252 75H253V74H252ZM252 75H251V78L253 79ZM262 75H263V74H262ZM96 76H97V75H96ZM138 76H139V75H138ZM148 76H149V75H148ZM191 76H192V75H191ZM194 76H195V75H194ZM199 76H200V75H199ZM204 76L206 77V75H204ZM246 76H247V75L244 76L245 79H248V76H247V78H246ZM254 76H255V74H254ZM257 76H258V75H257ZM257 76H256V77H257ZM100 77H101V76H100ZM110 77H111V76H110ZM128 77H129V76H128ZM192 77H193V76H192ZM208 77H209V76H208ZM208 77H207L206 79H208ZM212 77L214 78V77H216V75H215V76H212ZM212 77H210V79H211ZM232 77L235 78L236 75H234V76H232ZM256 77H255V80L257 79ZM261 77H262V76L259 75L258 78H261ZM138 78H139V77H138ZM188 78H189V77H188ZM213 78H212V79H213ZM236 78H237V77H236ZM238 78H240V77H238ZM101 79H102V78H101ZM194 79H195V78H194ZM240 79H241V78H240ZM240 79H239V80H240ZM245 79H244V80H245ZM249 79H250V78H249ZM262 79H264V77H263ZM105 80H106V79H105ZM105 80H103V81H105ZM147 80H148V79H147ZM159 80H160V79H159ZM159 80H158V81H159ZM166 80H167V79H166ZM184 80H185V79H184ZM188 80L190 81V79H188ZM191 80H193V79H191ZM198 80H199V79H198ZM215 80H216V79H215ZM236 80H238V79H236ZM260 80H261V79H260ZM95 81H96V80H95ZM144 81H145V80H144ZM148 81H149V80H148ZM163 81H165V80H163ZM233 81H234V80H233ZM242 81H243V80H242ZM245 81H246V80H245ZM261 81H262V80H261ZM150 82H151V81H150ZM150 82H149V83H150ZM154 82H155V81H154ZM154 82H153V83H154ZM214 82H215V81H213L214 86L212 87V89H214V87L217 86V85H215ZM234 82H236V81H234ZM234 82H233V85H234ZM238 82H240V83L242 84L241 81H238ZM243 82H244V81H243ZM249 82H252V81L249 80ZM249 82L246 81V83H243V84L246 85V84L249 83ZM253 82H254V80H253ZM256 82H257V84H256ZM122 83H124V82H122ZM159 83H160V82H159ZM159 83H158V84H159ZM192 83L195 84L194 81H193ZM204 83H205V82H204ZM204 83H203V85H205ZM240 83H239V84H240ZM262 83L264 84L263 81H262ZM101 84H102V83H101ZM111 84H112V83H111ZM115 84H116V83H115ZM115 84H113V85H115ZM143 84H144V83H143ZM150 84H152V83H150ZM213 84H211L210 86H212ZM216 84H219L218 81H217ZM221 84H222V83H221ZM249 84H250V83H249ZM252 84H253V83H252ZM252 84L247 85L246 87H248V86L251 87ZM255 84H256V85H255ZM255 84H254V88L256 89L255 86L258 85V80L255 81ZM108 85H109V84H108ZM113 85H112V86H113ZM118 85H119V84H118ZM156 85H157V84H156ZM164 85H165V83H164ZM195 85H196V84H195ZM195 85H194V86H195ZM207 85H209V84L206 83V87H207ZM261 85H262V84H261ZM93 86H94V85H93ZM106 86H107V85L105 84L104 87H105L107 93H108V91H112V90L115 91L116 88H117V87H116L117 85H115V87H116L115 89H112L113 87L111 86V88H110L109 90H107L108 86H107V87H106ZM123 86L125 87V85H123ZM123 86H122V87H123ZM157 86H158V85H157ZM210 86H209V87H210ZM234 86H235V85H234ZM252 86H253V85H252ZM263 86H264V85L260 86L261 89L263 88L262 90L257 86V87L259 88L258 90H260L259 92L257 91V92H258L257 95H258L261 91L264 90V87H263ZM109 87H110V86H109ZM151 87H152V85H151ZM155 87H156V86H155ZM158 87H159V86H158ZM164 87H165V86H164ZM206 87H205V88H206ZM217 87H218V86H217ZM242 87L244 88L245 86H242ZM242 87H238V88H239V89H240V88L242 89ZM246 87H245L244 89H246ZM250 87H248V88H250ZM49 88H52V87H49ZM143 88H144V87H143ZM152 88H153V87H152ZM196 88H197V85H196ZM196 88H195V89H196ZM207 88H208V87H207ZM219 88H220V87H219ZM236 88H237V87H236ZM248 88H247V89H248ZM254 88L252 87V89H254ZM53 89H54V88H53ZM111 89H112V90H111ZM144 89H145V88H144ZM158 89H159V88H158ZM158 89H157V91H158ZM184 89H185V88H184ZM202 89H203V90H202L201 92L204 93V88H202ZM210 89H211V88H209V90H210ZM212 89H211L210 91H213ZM221 89H222V86H221ZM250 89H251V88H250ZM103 90H104V89H103ZM155 90H156V89H155ZM182 90H183V89H182ZM189 90H190V89H189ZM196 90H197V89H196ZM206 90H207V89H206ZM209 90H208V91H209ZM215 90H216V88H215ZM217 90H218V89H217ZM217 90H216V92H217ZM219 90H220V89H219ZM219 90H218V92H219ZM222 90H223V89H222ZM222 90H221V92H222ZM93 91H94V90H93ZM97 91H98V90H97ZM120 91H121V90H120ZM146 91H147V90H146ZM148 91H149V90H148ZM159 91H160V90H159ZM166 91H167V90H166ZM193 91H194V90H193ZM235 91H236V90H235ZM238 91H239V90H238ZM255 91H256V90H255ZM95 92H96V91H95ZM100 92H101V91H100ZM112 92H113V91H112ZM115 92H116V91H115ZM117 92H118V90H117ZM169 92H170V91H169ZM169 92H168V94H169ZM189 92H191V90H190ZM213 92H214V91H213ZM247 92H248V90L246 91V93H247ZM250 92H251V90H250ZM250 92H248V93H250ZM13 93H14V92H13ZM72 93L74 94L75 91L72 92ZM93 93H94V92H93ZM93 93H92V94H93ZM103 93H104V91H103ZM110 93H111V92H110ZM113 93H114V92H113ZM113 93H111V94H113ZM154 93H155V92H154ZM158 93L160 94L161 92H158ZM162 93H163V94H164V93L167 94V92H165V90H164V92H163V90H162ZM193 93H194V92H193ZM219 93H220V92H219ZM234 93H235V92H234ZM238 93H240V92H238ZM246 93H245V91H244V93L242 92V98H243V100L245 99V97H243V94L246 95ZM252 93H253V91H252L250 94H252ZM75 94H76V93H75ZM86 94H87V93H86ZM94 94H95V93H94ZM143 94H144V93H143ZM163 94H161V96H163ZM165 94H164V95H165ZM168 94H167V95H168ZM182 94L185 95V93H181V97L183 98ZM195 94H196V91H195ZM195 94H193V95H195ZM199 94H200V91H199ZM211 94H212V92H210V95H211ZM213 94H215V92H214ZM220 94H222V93H220ZM235 94H236V93H235ZM263 94H264V92L261 93V95H258V96H261V97H262ZM13 95H15V93H14ZM88 95H89V94H88ZM102 95H103V94H102ZM105 95L107 96L106 93H105ZM105 95H103V96H105ZM109 95H110V94H109ZM153 95H154V94H153ZM167 95H165V96H163V97H166ZM171 95H172V94H170L169 96H171ZM179 95H180V94H179ZM191 95H192V94H191ZM191 95H190V94H189V95L187 94L188 97L190 96L189 98H191ZM204 95H205L206 98H207V97L210 98V97H209L210 95L207 96V92L204 93ZM217 95H219V94H216V95H214L213 97H217V98H218ZM232 95H233V93H232ZM238 95H239V94H238ZM248 95H249V94H248ZM248 95H247V96H248ZM253 95H255V94L253 93ZM137 96H138V95H137ZM140 96H141V94H140ZM151 96H152V95H151ZM155 96L159 97L158 94H156ZM187 96H185L184 99H186ZM201 96H202V95H201ZM219 96H220V95H219ZM222 96H224V95L222 94ZM65 97H66V96H65ZM81 97H82V96H81ZM111 97H112V96H111ZM119 97H120V96H119ZM122 97H123V96H122ZM129 97H130V96H129ZM163 97L161 98V100L164 101V99H165V101L168 100V101L171 102V97L169 98V97L167 96L170 100H169V99L166 100L167 97H166V98H163ZM173 97H174V96H173ZM173 97H172V98H173ZM195 97H197V96L195 95ZM199 97H200V95H199ZM202 97H203V96H202ZM224 97H227V96H224ZM224 97H222V99H224ZM232 97H234V96H232ZM232 97H231V98H232ZM240 97H241V95H240ZM249 97L252 98V96H249ZM249 97H248V98H249ZM79 98H80V97H79ZM82 98H83V97H82ZM82 98H81V99H82ZM105 98H106V97H105ZM108 98H109V97H108ZM124 98H125V97H124ZM151 98H152V97H151ZM189 98L185 100V101H186V102H185L186 104L184 103L185 107H186V105H187V108H188L189 103L192 104V102H189V103L187 104V101L190 100ZM206 98H205V99H206ZM235 98H237L236 95H235ZM253 98H254V97H253ZM131 99H132V98H131ZM133 99H134V98H133ZM137 99H138V98H137ZM143 99H144V98H143ZM158 99H159V98H158ZM184 99H183V100H184ZM193 99H196V100H197V98H194V96H193ZM193 99H192V101H193ZM198 99H200V98H198ZM203 99H204V97H203ZM203 99H202V101H203ZM205 99H204V100H205ZM218 99H219V100H218V102H219L221 98L219 97ZM254 99H255V98H254ZM257 99H258V97H257ZM257 99H256V100H257ZM261 99L264 100V98H261ZM64 100H66V99H64ZM79 100H80V99H79ZM109 100H110V99H109ZM115 100H116V99H115ZM129 100H130V99H129ZM129 100H128V101H129ZM139 100H140V99H139ZM181 100H182V99H181ZM200 100H201V99H200ZM200 100H199V101H200ZM206 100H207V99H206ZM238 100H239V96H238ZM238 100H237V101H238ZM240 100L243 101L242 99H240ZM62 101H63V100H62ZM75 101H76V100H75ZM80 101H81V100H80ZM80 101H79V102H80ZM121 101H122V100H121ZM121 101H120V102H121ZM135 101H136V99H135ZM141 101H142V99H141ZM141 101H140V103H141ZM144 101H145V99H144ZM168 101H167V103H168ZM172 101H173V100H172ZM190 101H191V100H190ZM194 101H195V100H194ZM194 101H193V104H195V106H196L197 103L200 104V102L197 101V103H196V102H194ZM207 101H209V99H208ZM245 101H246V100H244L243 102H245ZM67 102H68V101H67ZM83 102H84V101H83ZM125 102H126V101H125ZM132 102H133V101H132ZM170 102H169V105H170ZM180 102H181V101H180ZM246 102H247V101H246ZM246 102H245V103H246ZM261 102H262V101H261ZM207 103H208V102H207ZM220 103L222 104V101H220L219 104H220ZM257 103H260V102H257ZM161 104H162V103H161ZM161 104H160V105H161ZM164 104H165V103H164ZM193 104L191 105L192 107H194ZM208 104H209V103H208ZM240 104H241V103H240ZM240 104H239V105H240ZM247 104H248V102H247ZM250 104H251V102H249V105H250ZM255 104H256V103H255ZM63 105H64V104H63ZM76 105H77V104H76ZM142 105H143V104H142ZM165 105H167V104H165ZM165 105H164V106H165ZM239 105H238V106H239ZM260 105L263 106L262 103H260ZM260 105H259V106H260ZM158 106H159V105H158ZM189 106H190V105H189ZM208 106H210V105H208ZM208 106H206L207 108H206V107H205V108L209 110V107H208ZM241 106L244 107V105H241ZM251 106H252L253 109L250 108ZM251 106H250L249 108H248V106H247V108H246V111H247V112H245V114H247V116H248L250 119L253 118V117H254V118L257 117L259 114L262 113L261 111H258L259 114L256 112V110L259 109V107H257L256 110H254V108H255L257 105H255V107H254L253 105H251ZM69 107H70V105H69ZM71 107H72V106H71ZM152 107H154V106H152L151 103L147 104V102H146L145 108L149 111V112H148V115H149V116H147L146 119H144V118H145L144 116H145L146 113H147V111H146V112L144 113L145 115L142 116L143 119L146 120V121H142L143 124L149 122V120L151 119V118L149 119V117H152V118H153V117L155 116L156 119H157V117H158L157 114H158L159 112H158V113L156 112L157 114L154 113V114H156L157 116H156V115L151 116V115L149 114V113L151 112L150 110L152 109ZM171 107H172V105H171ZM185 107H183L182 109H183V110L186 109ZM199 107H200V106H199ZM142 108H143V107H142ZM154 108H156V106H155ZM154 108H153V109H154ZM158 108H159V107H158ZM167 108H168V111H167V112H169L170 110L175 111L174 108L170 109V107H169L168 105H167ZM197 108H198V107H197ZM197 108H196V109H197ZM262 108H264V107H262ZM85 109H86V108H85ZM153 109H152V110H153ZM169 109H170V110H169ZM194 109H195V108H194ZM244 109H245V108H244ZM93 110H94V109H93ZM176 110H177V109H176ZM183 110H181V111H183ZM186 110H187V109H186ZM204 110H205V109H204ZM237 110H238V109H237ZM241 110H242V109H241ZM68 111H69V110H68ZM88 111H89V110H88ZM140 111H141V109H140ZM143 111H145L144 108H143ZM154 111H155V110H153V111L151 112V114H152ZM156 111H157V109H156ZM188 111H189V110H188ZM213 111H214V110H213ZM175 112H176V111H175ZM175 112H174V113H175ZM196 112H197V110H196ZM202 112H204V111H202ZM209 112H210V111H209ZM209 112H208V114H210ZM240 112H241V111H239V113H240ZM260 112H261V113H260ZM89 113H90V112H89ZM91 113H92V112H91ZM117 113H118V112H117ZM176 113H178V112H176ZM186 113L188 114L189 112H186ZM243 113H244V112H243ZM76 114H77V113H76ZM94 114L96 115V113H94ZM122 114L124 115V113H121V112H120V115H121V116H122ZM142 114H143V113H142ZM159 114H160V113H159ZM200 114H201V113H200ZM205 114H207V112H206V113L204 112V115H205ZM208 114H207V115H208ZM219 114H220V113H219ZM226 114H227V113H226ZM230 114H231V113H230ZM230 114L228 113L227 115H230ZM245 114H243V116H244ZM263 114H264V113H263ZM91 115H92V114H91ZM95 115H94V116H95ZM102 115H103V114H102ZM212 115H213V114H212ZM214 115H215V114H214ZM241 115H242V113H241ZM92 116H93V115H92ZM97 116H98V113H97ZM113 116H114V115L112 114V117H113ZM118 116H119V115H118ZM121 116H120V117H121ZM160 116H163V115H160ZM215 116H216V115H215ZM220 116L222 117L221 114H220L219 116L217 115V117H216V118L219 117V118H218L219 120L217 119V125L222 123V122L220 121V120H222V118H220ZM243 116H242V118H241L242 121H244V120H243ZM251 116H252V117H251ZM261 116H263V118H264V115H260V117H261ZM78 117H79V116H78ZM101 117H102V116H101ZM106 117L108 118V115H106ZM116 117H117V116H116ZM122 117H123V116H122ZM124 117H125V115H124ZM163 117H164V116H163ZM163 117L161 118V120L163 119ZM184 117H185V116H184ZM228 117H229V116H228ZM240 117H241V116H240ZM240 117H239V118H240ZM260 117H259V118H260ZM79 118H80V117H79ZM79 118H78V119H79ZM103 118H104V117H103ZM129 118L131 119L130 116H129ZM230 118H231V120H233V122H235V121L237 120V119H236V120L234 121L235 116H234L233 118H232V117H229V119H230ZM236 118H238V117H236ZM249 118H247L246 120H249ZM254 118H253V119H254ZM93 119H95V118H93ZM99 119H102V118H99V117H98V122H96V123H99V121H100ZM109 119H111V118H109ZM113 119H114V118H113ZM113 119H111V121H113ZM117 119H120L121 122L123 121V119H121V118H119V117H118V118H115V119H114V120H115V121H114L115 123H113V124H115L114 127H115V129H118V127L120 126V127H121V130L123 129V131H124V135H123V137H124V136H126V133H127V132L124 130L126 127L123 128V126H124L125 123L123 124V126H121L120 124H122V123H123V122H122V123L118 124V127H116V125H117V121H118ZM141 119H142V118H141ZM156 119H155V120H156ZM159 119H160V118H159ZM178 119H179V117L177 118V120H178ZM202 119H203V118H202ZM206 119H207V118H206ZM212 119H213V118H212ZM223 119H224V118H223ZM229 119H228V120H229ZM257 119H258V117H257ZM84 120H85V119H84ZM105 120H106V119H105ZM120 120H119V121H120ZM124 120H125V119H124ZM153 120H154V119H153ZM153 120H150V121L153 122ZM224 120H225V119H224ZM231 120H230V121H231ZM259 120L261 121L262 119H259ZM259 120H258V121H259ZM85 121H86V120H85ZM88 121H89V120H88ZM91 121H92V120H91ZM127 121H128V120H127ZM158 121H159V120H158ZM162 121H163V120H162ZM162 121H161V122H162ZM209 121H210V120H209ZM214 121H215V120H214ZM218 121H220L221 123L218 122ZM240 121H241V120H240ZM240 121H238V123H240ZM242 121H241V122H242ZM256 121H257V120H256ZM258 121H257V122H258ZM260 121H259V122H260ZM263 121H264V120H262V121L260 122V126L257 125V128L259 127L260 130L262 129V128H261V125H262V123H264ZM93 122H94V120H93ZM101 122H102V120H101ZM101 122H100V123H101ZM104 122H105V121H104ZM106 122H108V120H107ZM106 122H105V123H106ZM142 122H141V123H142ZM154 122H155V121H154ZM174 122H175V121H174ZM204 122L206 123V121H204ZM211 122H212V121H211ZM231 122H232V121H231ZM259 122H258V123H259ZM105 123H104V124H105ZM118 123H119V122H118ZM150 123H151V122H150ZM179 123H181V122H179ZM183 123H184V122H183ZM183 123H182V125H185V126L187 125V128H190V126H193V125H194V123H193V125L190 124V126H189L188 124H183ZM202 123H203V122H202ZM202 123H201V124H202ZM207 123H208V122H207ZM207 123H206V125H207ZM209 123H210V122H209ZM255 123H256V122H254L253 124H255ZM106 124H107V123H106ZM106 124L104 125V129L107 128V130H106V129H105V130H106L108 133L112 132V131L109 132V130H108V127L111 126V122L109 123L110 126H107ZM126 124H127V122H126ZM152 124H153V123H152ZM213 124H214V123H213ZM229 124H230L229 128H230L231 126H233L232 123H229ZM231 124H232V125H231ZM236 124H237V122H236ZM246 124H247V123H246ZM145 125H147V124H145ZM150 125H151V124H150ZM154 125H155V124H154ZM171 125H173V123H172ZM176 125H179V124H176ZM176 125H175V126H176ZM182 125H181V126H182ZM195 125H197V123H196ZM195 125L193 126V128L195 127ZM198 125H200V123H198ZM202 125H203V126L200 125L201 128L204 127V124H202ZM215 125H216V123H215ZM215 125H214V126H215ZM217 125H216V129H217ZM234 125H235V123H234ZM251 125H252V124L249 123V125H248V124L246 125L247 127L245 126V128H246V133H247V134H245V135H248V136H249V134L252 133L251 130L254 131V129L256 128V127H255L254 129H252L255 125H254L252 128L250 127ZM80 126H82V125H80ZM80 126H79V127H80ZM88 126H89V125H88ZM98 126L100 127V125H98ZM141 126H142V124H141ZM158 126H159V125H158ZM160 126H161V125H160ZM188 126H189V127H188ZM207 126H208V125H207ZM209 126H210V124H209ZM79 127H78V128H79ZM82 127H83V126H82ZM90 127H91V126H90ZM94 127H95V126H94ZM94 127H92V130H93V131H94ZM99 127H98V128H99ZM120 127H119V129L117 130V132L120 130ZM127 127H128V126H127ZM130 127H131V126H130ZM147 127H148V126H147ZM147 127L145 126L144 128L147 129ZM196 127H198V126H196ZM200 127H199V128H200ZM212 127H213V126H212ZM243 127H244V126H243ZM263 127H264V126H263ZM96 128H97V127H96ZM112 128H113V127H112ZM150 128H151V127H150ZM162 128H163V127H162ZM165 128H166V127H165ZM199 128H197V129H199ZM210 128H211V126H210ZM210 128L207 127L208 130H205V131H206V132L209 131ZM229 128H226V129H229ZM250 128H251V129H250ZM81 129L84 130V127L81 128ZM81 129L78 131V133H79L80 131H82ZM85 129H86V128H85ZM90 129H91V128H90ZM90 129H89V131L91 132ZM100 129H101V127H100ZM104 129L102 128V131L100 130V132H103V131H104L105 133H107ZM109 129H111V127H110ZM126 129H127V128H126ZM173 129H174V128H173ZM181 129H184V128H181ZM190 129H191V128H190ZM190 129H188V130L190 131ZM197 129L194 128V131L197 130ZM214 129H215V128H214ZM216 129H215L214 131H216ZM77 130H78V129H77ZM77 130H76V132H77ZM87 130H88V128H87ZM87 130H86V131H87ZM97 130H98V129H97ZM113 130H114V128H113ZM121 130H120V131H121ZM129 130H130V129H129ZM152 130H153V132H154L155 134L157 133L156 129H155V131H154V128H153ZM167 130L170 131L171 129L168 128ZM167 130H164V131L167 132ZM175 130H176V128H175ZM186 130H187V129L182 130L183 132L180 130V132H182L181 135H182V134L184 135V132H185ZM203 130H204V128H203ZM230 130L233 131L231 128H230ZM74 131H75V130H74ZM86 131H85V133H86ZM95 131H96V130H95ZM143 131H145V132H146V131L150 132L149 130H143ZM158 131L160 132L161 130L158 129ZM176 131H177V130H176ZM176 131H175V132H176ZM178 131H179V130H178ZM178 131H177V133H179V136H181V135H180V132H178ZM189 131H188V132H189ZM191 131H193V130H191ZM210 131H212V133H213V130H212V129H211ZM227 131L229 132V130H227ZM231 131H230L229 133H231ZM255 131H256V130H255ZM257 131H258V130H257ZM96 132H97V131H96ZM98 132H99V130H98ZM104 132H103V134H104ZM115 132H116V131L114 130L113 133L115 134ZM121 132H122V131H121ZM170 132L172 133L173 137L175 138V136H174L175 133H173L172 131H170ZM188 132H187V133H188ZM195 132H196V131H195ZM201 132H202V134H203L202 129H201ZM201 132L199 131V134H200ZM206 132H204L205 135H206ZM241 132H242V131H241ZM249 132H251V133H249ZM119 133H120V132H119ZM119 133H118V135H119ZM122 133H123V132H122ZM122 133H121V135H122ZM143 133H144V132H143ZM143 133H142V134H143ZM187 133H186V135H187ZM212 133H211V135L215 134L216 132H214L213 134H212ZM76 134H77V133H76ZM76 134L74 133L73 135H74V137L77 139V137L75 136ZM83 134H84V133H82V135H83ZM111 134H112V133H111ZM130 134H131V133H129V135H127L128 138L130 137ZM188 134H190V133H188ZM195 134H196V133H194V135H195ZM199 134H198V135H199ZM202 134H200V135H202ZM204 134H203V136H204ZM207 134H209V132H208ZM253 134H255V133H253ZM253 134L251 135V137L254 136V138H255V135H256V134H255V135H253ZM78 135H80V134H77V136H78ZM82 135H81L80 137H83ZM104 135H105V134H104ZM104 135H103V136H104ZM121 135H120V137H122ZM144 135H146V134L144 133ZM161 135H162V134H161ZM172 135H171V137H172ZM177 135H178V134H176V136H177ZM191 135H192V133H191ZM191 135H190V136H191ZM194 135H193V137H194ZM196 135H197V134H196ZM200 135H199V137H200ZM211 135H209V136L212 137ZM242 135H244V134L242 133ZM263 135H264V134H263ZM132 136H133V135H132ZM140 136H141V137H144L145 140H146V137H145V136H143V135H140ZM150 136H151V135H150ZM150 136H149V137H150ZM155 136H157V135H155ZM155 136H154V138H155V140H156L157 137H155ZM162 136H163V135H162ZM162 136H161V137H162ZM203 136H202V137H203ZM248 136H247V138H249ZM259 136H260V134H259ZM259 136H258V138H260ZM72 137H73V136H72ZM78 137H79V136H78ZM106 137H107V139H108L109 135H108V136L106 135ZM147 137H148V136H147ZM149 137H148V138H149ZM163 137H168V136H165V135H164ZM173 137L171 138L172 140H173ZM206 137H207V139H206L205 142H208V135H206ZM210 137H209L210 140L213 139V138H215L214 136H213V138H210ZM118 138H119V137H118ZM125 138H126V137H125ZM128 138H127V139H128ZM131 138H132V137H131ZM131 138H129V139H131ZM138 138H139V137H138ZM138 138H137V139H138ZM177 138H178V137H176L175 139L177 140ZM179 138H180V137H179ZM179 138H178V139H179ZM181 138H182V137H181ZM183 138H184V139H185V138H188L189 140L187 139V144L190 143L189 141H190V138H191V137L189 138V135H187L186 137L183 136ZM195 138H198V136L195 137ZM204 138H205V137H204ZM254 138L252 137L253 140H254ZM104 139H105V138H104ZM112 139H114V138H112ZM127 139H126V140H127ZM137 139H136V140H137ZM158 139H159V138H158ZM160 139H161V138H160ZM163 139H164V138H163ZM165 139H166V141H167V138H165ZM168 139H169V138H168ZM201 139L204 140L203 138H201ZM249 139H250V138H249ZM249 139H248V140H249ZM261 139H262V137H261ZM261 139H258L257 142H260ZM119 140H120V138H119ZM119 140L117 139V141H119ZM141 140L143 141V138H142ZM145 140H144V142H145ZM152 140H153L152 138L147 139V144L150 145V146H148L149 148H147V149H152V150H153V149H157L156 145L154 144V143L157 142V140H156V142H155V141H152ZM161 140H162V139H161ZM172 140H170V141H172ZM192 140H193V139H192ZM210 140H209V141H210ZM244 140H247V139H246V136H245V139H244ZM248 140H247V141H248ZM253 140L251 141V139H250V141H248L249 144L252 145V144L256 143V141L254 142ZM255 140H256V138H255ZM105 141H106V140H105ZM113 141H114V140H113ZM128 141H129V140H128ZM130 141L132 142V140H130ZM133 141H134V140H133ZM168 141H169V140H168ZM168 141H167V142H168ZM170 141H169V142H170ZM193 141H194V140H193ZM196 141H198V140H196ZM199 141H200V139H199ZM215 141H216V139L212 140L213 143H215ZM69 142H70V141H69ZM131 142H130V143H131ZM135 142H136V141H135ZM144 142L142 143L143 145H144ZM158 142H160V140H159ZM173 142H175V140H173ZM177 142H178V141H176V143H177ZM179 142H180V140H179ZM188 142H189V143H188ZM202 142H203V143H201V145L204 144V141H202ZM83 143H84V142H83ZM114 143H115V142H114ZM114 143H112L113 146H116L117 144L114 145ZM117 143H119V145H120V144H122V141H121V143H120V142H117ZM133 143H134V142H133ZM133 143H132V144H133ZM161 143H162V142H161ZM181 143H182V146H184L183 144H184L185 142L183 143V141H182ZM181 143H180V144H181ZM191 143H192V142H191ZM194 143H195V142H194ZM194 143H193L192 145H194ZM208 143H209V142H208ZM210 143H211V142H210ZM245 143H246V142H245ZM16 144H17V143H16ZM136 144H137V143H136ZM136 144H135V145H136ZM165 144L168 145V143H162V145H165ZM174 144H175V143H174ZM185 144H186V143H185ZM205 144H206V143H205ZM257 144H258V143H257ZM257 144H255V145L258 146ZM135 145H133V147H135ZM145 145H146V142H145ZM162 145H161V146H162ZM170 145H171V144H169L168 147H170V150H171L172 147H171ZM190 145H191V144H190ZM195 145H196V148H197V146H200V143H199V145H197V144L195 143ZM195 145H194V146H195ZM230 145H233V144H230ZM244 145H245V144H244ZM255 145H254V146H255ZM262 145H263V143H262ZM46 146H47V145H46ZM113 146L111 147V150L113 151L112 153H113V155H114V152H117V153H118V149H117V147H116V149H115ZM131 146H132V145L127 146L128 149H129V148H132ZM157 146H158V145H157ZM176 146H177V145H176ZM176 146H175V147H176ZM73 147H74V146H73ZM78 147H79V146H78ZM164 147H165V146H164ZM164 147L162 146L161 148L164 149ZM168 147H167V148H168ZM179 147H180V145H179ZM187 147H188V145H187ZM203 147H204V146H203ZM203 147H202L201 149H203ZM205 147H207V146H205ZM225 147H227V146H225ZM233 147H234V146H230V147H228V148H230L228 153H231V151H234V150H231V148H233ZM235 147H236V144H235ZM260 147L262 148L261 145H259V148H260ZM49 148H50V147H49ZM120 148L122 149V145L120 146ZM145 148H146V147H145ZM189 148H190V147H189ZM196 148H195V150L198 151ZM207 148H208V147H207ZM207 148H206V149H207ZM236 148H238V147H236ZM239 148H240V147H239ZM239 148H238V149H239ZM248 148H249V147H248ZM261 148H260V150H261ZM105 149H106V148H105ZM121 149H119V150H121ZM123 149L125 150V147H124ZM128 149H127V150H128ZM133 149H135V148H132V151H131V152H133ZM165 149H166V147H165ZM165 149H164V151H165L166 154H167V150H168V149H166V150H165ZM186 149H187V148H186ZM198 149H200V148H198ZM201 149H200V150H201ZM204 149H205V148H204ZM226 149H227V148H226ZM238 149H236V150H238ZM253 149H254V148H253ZM106 150H107V149H106ZM127 150H126V151H127ZM135 150H136V149H135ZM200 150H199V151H200ZM207 150H208V149H207ZM207 150H206V152H207ZM220 150H221V148H220ZM223 150H225V148H224ZM227 150H228V149H227ZM230 150H231V151H230ZM240 150H241V149H240ZM240 150H238V151H236V152L238 153ZM255 150H256V151H259V149H258V150L255 149ZM108 151L110 152V150H108ZM126 151H125V152H126ZM148 151H149V150H148ZM148 151H147V152H148ZM196 151H195V152H196ZM199 151H198V152H199ZM203 151H205V150H202V152H203ZM208 151H209V150H208ZM225 151H226V150H225ZM225 151H224V153H225ZM256 151H255V153H257ZM262 151H263V150H262ZM122 152H123V150H122ZM129 152H130V151H129ZM147 152H145V153H147ZM154 152H156V150H155ZM178 152H179V151H178ZM202 152H201V153H202ZM206 152H205V153H206ZM243 152H244V150H243ZM250 152H251V150H250ZM260 152H261V151H260ZM260 152H258V154H259ZM106 153H107V152H106ZM117 153H116V155H114V157L117 156L116 159L119 161L120 159H122V155H121V158L118 159L119 156H118ZM123 153H124V152H123ZM123 153H122V154H123ZM134 153H135V152H133V154H134ZM150 153H151V152H150ZM170 153H171V151H170ZM212 153H213V152H212ZM217 153H218V151H217ZM226 153H227V152H226ZM233 153H234V152H232V154H233ZM237 153H235V154H237ZM244 153H245V152H244ZM247 153H249V152L247 151ZM252 153H253V152H252ZM255 153H253V154H255ZM124 154H127V153H124ZM133 154H131V155L128 154V155L132 156V158L130 157L132 160H135V159H134L135 156L133 157ZM148 154H149V153H148ZM154 154H155V153H154ZM218 154H219V153H218ZM262 154H263V153H262ZM59 155H61V154H59ZM107 155H108V154H107ZM119 155H120V154H119ZM139 155H140V154H139ZM139 155H136V156H138V158H140L141 156H139ZM145 155H147V154H145ZM167 155H169V154H167ZM170 155L172 156V153H171ZM170 155H169V156H170ZM175 155H176V154H175ZM204 155H205V154H204ZM215 155H216V154H215ZM221 155H222V154H221ZM229 155H230V154H228V156H229ZM238 155H239V153H238ZM247 155H248V154H247ZM26 156H27V155H26ZM110 156H111V155H110ZM149 156H150V155H149ZM149 156H146V160H148L147 158H151V160H154V159H155L156 161L158 160V159H156L155 156H152V153H151V157H149ZM156 156H157V155H156ZM169 156H168V158H169ZM178 156H179V155H178ZM178 156H177V157H178ZM219 156H220V155H219ZM219 156H218V159H219V158L221 159V157H219ZM222 156H223V155H222ZM225 156H226V155H225ZM240 156H241V155H240ZM249 156L251 157V155H248V156H247L248 159H252V158H253V157H252V158H249ZM252 156H253V155H252ZM108 157H109V156H108ZM124 157L126 158V155H124ZM143 157H144V155H143ZM152 157H153L154 159H153ZM157 157H158V156H157ZM174 157H175V156H174ZM223 157H224V156H223ZM223 157H222V158H223ZM243 157H244V156H243ZM110 158H111V157H110ZM110 158H108V159L110 160ZM127 158H129V157H127ZM130 158H129V159H130ZM144 158H145V157H144ZM166 158H167V157H165V159H166ZM170 158H172V157H170ZM170 158H169V159H170ZM203 158H204V157H203ZM216 158H217V157H215V159H216ZM232 158H233V157H232ZM257 158H258V156H257ZM261 158H262V155H261ZM73 159H74V157H73ZM113 159L116 160L115 158H113ZM165 159H164V161H165ZM169 159H166V160H169ZM201 159H202V158H201ZM201 159H200V160H201ZM215 159H214V160H215ZM218 159H217V160H218ZM227 159L229 160L230 158H227ZM227 159H226V160H227ZM255 159H256V157H255ZM259 159H260V155H259ZM132 160H131V162H132ZM151 160L149 159L150 162H152ZM173 160H175V159H173ZM200 160H199V161H200ZM223 160H225V159H223ZM223 160H221V161H222L221 164H223ZM226 160H225L224 162H226ZM230 160H231V159H230ZM245 160H246V159H245ZM256 160H257V159H256ZM81 161H82V160H81ZM122 161H123V162H122ZM122 161L119 162V163H118L117 161H116V162L118 163V165H119L120 163L123 164V163H125V161H127V159H126L125 161H124V160H122ZM171 161H172V160H171ZM202 161H203V160H202ZM202 161H201V162H202ZM204 161H205V160H204ZM215 161H216V160H215ZM231 161H232V160H231ZM257 161H258V160H257ZM25 162H26V161H25ZM77 162H78V161H77ZM110 162L112 163L111 160H110ZM128 162H129V160H128ZM131 162H130V163H131ZM154 162H155V161H154ZM158 162H160V159H159ZM158 162H156V163H158ZM166 162L168 163L169 161H166ZM178 162H179V161H177V165H178V166H174V165H173V164H175V162L172 164V166H174V168H176V169H174V170H177V172H179L180 169L182 170V167H181L182 165H181V164L183 163V162L181 161L182 163L179 162V163H181V164H178ZM184 162H186V160H184ZM147 163H148V162H147ZM160 163H161V162H160ZM169 163H170V162H169ZM188 163H191V162L188 161ZM192 163H193V162H192ZM70 164H71V162H70ZM88 164H89V163H88ZM126 164H127V162H126ZM148 164H149V163H148ZM161 164H163V165L165 166L164 162L161 163ZM199 164H200V163H199ZM225 164H227V163H225ZM229 164H230V163H229ZM229 164H228V165H229ZM26 165H27V164H26ZM82 165H83V164H82ZM92 165H93V164H92ZM118 165H113V166H118ZM128 165H129V164H128ZM128 165L125 166L124 170L126 169V167H127ZM152 165H153V164H152ZM156 165H157V164H156ZM158 165H159V164H158ZM158 165H157V166H158ZM180 165H181V166H180ZM189 165H190V164H189ZM192 165H193V164H192ZM202 165H203V164H202ZM219 165H220V164H219ZM223 165H224V164H223ZM228 165H227V166H228ZM231 165H232V162H231ZM113 166H112V168H114ZM150 166H151V164H150ZM150 166L148 167V169L150 168ZM164 166H163V167H164ZM170 166H171V164H170ZM186 166H187V165H186V163H185V167H186ZM198 166H199V165H198ZM229 166H230V165H229ZM232 166H234V165H232ZM235 166H236V165H235ZM70 167H71V166H70ZM90 167H91V165H90ZM90 167H89V168H90ZM110 167H111V166H110ZM121 167H122V166H121ZM123 167H124V165H123ZM123 167L120 168V169L123 170ZM151 167H154V166H151ZM158 167H159V166H158ZM160 167L163 168L161 165H160ZM160 167H159V168H155V167H154V168H155V170H157V169L163 170V172L166 173V171H164V170L166 169V166H165V169H164V168L161 169ZM178 167H179V168H178ZM180 167H181V168H180ZM185 167H184V168H185ZM187 167H188V166H187ZM207 167H208V166H207ZM237 167H238V166H237ZM128 168H130V167L128 166ZM132 168H133V167H132ZM154 168H153V169H154ZM171 168H172V167L167 168V169H171ZM177 168H178L179 170H178ZM189 168H190V167H189ZM189 168H187V169H189ZM213 168H214V167H213ZM216 168H217V167H215V169H216ZM231 168H233V167H231ZM231 168H230V169H231ZM86 169H87V168H86ZM116 169H119V166H118V168H115V172L118 173L119 175L117 174V175H118V176H117V175L114 174V175H115L114 178H116V176H117L118 180H119V179L123 180V179H124V178H123V177H124V174H122V175H123V177H122L123 179H122V178H119V177H120V174H121L122 171H119V172H120V173H119V172H117L118 170L116 171ZM153 169H151L152 171H150V170H148V171L152 172V174H153ZM167 169H166V170H167ZM190 169L192 170V168H190ZM193 169H194V168H193ZM198 169H199V167H198ZM217 169H218V168H217ZM258 169H259V168H258ZM260 169H261V167H260ZM131 170H132V169H131ZM160 170H158V171H160ZM172 170H173V169H172ZM174 170H173V171H174ZM183 170H186V169H183ZM196 170H197V169H196ZM233 170H236V169H232V171H233ZM262 170H263V169H262ZM109 171H110V170H109ZM125 171H126V170H125ZM170 171H171V170H170ZM189 171H190V170H189ZM232 171H231V172H232ZM123 172H124V171H123ZM131 172H132V171H131ZM131 172H129V173H131ZM133 172H135V171H133ZM183 172H184L183 174H185L186 171H183ZM197 172H198V171H197ZM206 172H207V171H206ZM220 172H221V171H220ZM220 172H219V173H220ZM90 173H91V172H90ZM90 173H89V174H90ZM137 173H138V172H137ZM155 173H157V171H156ZM155 173H154V175L156 176ZM198 173H199V172H198ZM217 173H218V172H217ZM233 173H234V172H233ZM263 173H264V170H263ZM112 174H113V173H112ZM125 174H126V173H125ZM134 174H135V173H134ZM150 174H151V173H150ZM163 174H164V173H163ZM163 174H161L160 176L163 177ZM166 174H167V173H166ZM179 174H180V173H179ZM181 174H182V173H181ZM190 174H191V173H190ZM208 174H209V173H208ZM225 174H226V173L222 174V177H223V175H225ZM71 175H72V174H71ZM85 175H86V174H85ZM127 175H128V172H127ZM127 175H126V176H127ZM136 175H137V174H136ZM136 175H133V176H134L133 178H135ZM213 175H214V174H213ZM227 175H228V174H226V176H225V180L227 179V178H226ZM234 175H235V174H234ZM262 175H263V174H262ZM50 176H51V175H50ZM86 176H87V175H86ZM130 176H131V174H130ZM130 176H128V177L130 178ZM232 176H233V175H232ZM76 177H77V176H76ZM128 177H126V178H128ZM152 177H153V175H152ZM156 177H157V176H156ZM156 177H154V178H156ZM158 177H159V176H158ZM158 177H157V178H158ZM165 177L167 178L166 175H165ZM222 177H221V178H222ZM234 177H235V176H234ZM86 178H87V177H86ZM129 178H128L127 180H125V179H124V180H125V181H128V180H129V183H131L133 180H130ZM131 178H132V176H131ZM136 178H137V177H136ZM136 178H135V180H137ZM166 178H164V179H166ZM187 178H189V177H187ZM94 179H95V178L93 177V182H94ZM167 179H169V178H167ZM167 179H166V181H168ZM170 179H171V178H170ZM194 179H195V178H194ZM194 179H193V180H194ZM211 179H212V178H211ZM213 179H214V178H213ZM213 179H212V180H213ZM237 179H238V178H237ZM116 180H117V179H116ZM156 180H158V179H156ZM175 180H176V179H175ZM180 180H181V179H180ZM195 180H196V182H197V179H195ZM241 180H242V179H241ZM73 181H74V180H73ZM79 181H81V180L79 179ZM79 181H78V183H79ZM97 181H98V180H97ZM119 181H120V180H119ZM130 181H131V182H130ZM139 181L141 182L140 177H139V179H138V182H139ZM154 181H155V179H154ZM162 181L164 182V180H162ZM177 181H178V180H177ZM181 181H182V180H181ZM181 181H178L177 184H179V182H181ZM93 182H92V183H93ZM95 182H96V181H95ZM134 182H135V181H134ZM134 182H133V183H134ZM136 182H137V181H136ZM171 182H172V180H170V183H171ZM183 182H184V181H183ZM186 182H187V180H186ZM188 182H189V180H188ZM218 182H219V181H218ZM223 182H224V179H223ZM226 182H228V181H226ZM226 182H225V183H226ZM71 183H72V182H70V184H71ZM80 183H82V182H80ZM121 183H122V181H121ZM175 183H176V182H175ZM193 183L195 184V181L192 182V184H193ZM229 183H230V182H229ZM258 183H259V182H258ZM76 184H77V183L75 182V185H76ZM84 184H85V183H84ZM131 184H132V183H131ZM139 184H140V183H139ZM177 184L173 185V183H171V187H172V188L168 189V188H169V187H168L167 189L162 190V192L165 191V192L168 194L169 192L171 193L173 189L176 190V189H178V187H181V186H182L181 183H180L181 186H180V185H177ZM187 184H188V183H187ZM187 184H186V185H187ZM189 184H190V183H189ZM189 184H188V185H189ZM233 184H234V183H233ZM73 185H74V184H73ZM90 185H91V184H90ZM90 185H89V187H90ZM156 185H157V184H156ZM245 185H246V184H245ZM258 185H259V184H258ZM261 185L263 186V184H261ZM25 186H26V185H25ZM76 186H80V185L78 184V185H76ZM76 186H75V187H76ZM86 186H87V185H86ZM95 186H96V185H95ZM103 186H104V185H103ZM105 186H106V185H105ZM124 186H125V185H124ZM130 186H134V185H130ZM130 186H129V187H130ZM220 186H222V188H223V186H224V188H225L226 191L228 192V195H227L228 197H226V195H224L223 198L225 199V197H226V201H228L227 198H229V200H230L229 205L232 203V204H231L232 210H233V207H234V209L238 208V207H239V206H238L239 204H241V205L245 204V203H242L243 200H245V199L242 200V199H240V197H239V194H240L241 192L244 193V191L241 190L240 185H220ZM220 186H219V188H220ZM262 186H261V187H262ZM26 187H27V186H26ZM119 187H120V186H119ZM129 187H128V188H129ZM135 187H136V186H135ZM137 187H138V186H137ZM137 187H136V189H137ZM148 187H149V186H148ZM150 187H151V186H150ZM156 187H157V186H156ZM184 187H185V184L183 185V188H184ZM186 187H187V186H186ZM186 187H185V190H186ZM189 187H190V186H189ZM204 187H205V186H204ZM261 187H260V188H261ZM98 188H99V187H98ZM100 188H101V187H100ZM140 188H141V187H140ZM140 188H139V189H140ZM153 188H154V187H153ZM205 188H206V187H205ZM222 188H220V189H221L220 192H219V190L216 191V192H217V193H221V195L225 194V191L222 190ZM263 188H264V187H263ZM263 188H262V190H263ZM84 189H86V188L84 187ZM88 189H89V188L87 187V190H88ZM132 189H133V188H132ZM142 189H145V190L147 191V192H144L143 190H141V191H143V193H144V195H142V196H143L142 198H144V196H145L148 192H150V191L147 190L148 188L146 189V187H144V188H142ZM149 189H150V188H149ZM181 189H182V187H181L180 189H178V190L181 191ZM187 189H189V190L191 191L190 188H187ZM242 189L244 190L243 187H242ZM245 189L247 190L246 186H245ZM248 189H249V188H248ZM79 190H80V189H79ZM122 190H123V189H122ZM128 190H129V189H128ZM130 190H131V189H130ZM133 190L137 193V191H136L135 189H133ZM137 190H138V189H137ZM150 190H152V189H150ZM153 190H154V189H153ZM153 190H152V192H155V191H153ZM156 190H157V189H156ZM158 190H159V189H158ZM160 190H161V189H160ZM175 190H173V191L175 192ZM178 190H177V191H178ZM200 190L203 191L202 188H201ZM246 190H245V192H247ZM139 191H140V190H139ZM141 191H140V192H141ZM182 191H184V189H183ZM205 191H206V190H205ZM205 191H204V192H205ZM249 191H250V190H248V193H247L248 195L245 193L247 196H250V193H251V192H249ZM85 192H86V191H85ZM140 192H139V193H140ZM158 192H159V194H160V191H157V193H158ZM165 192H163V193H165ZM174 192H173V193H174ZM185 192H188V191H185ZM185 192H184V193H185ZM227 192H226V193H227ZM49 193H50V192H49ZM80 193H81V191H80ZM80 193H79V194H80ZM129 193H130V192H129ZM141 193H142V192H141ZM178 193H179V192H178ZM178 193H177V194H178ZM181 193H182V192H181ZM181 193H180V194H181ZM198 193H199V192H198ZM201 193H202V192H201ZM217 193H216V194H217ZM243 193H242V195H243ZM253 193H254V192H253ZM46 194H47V193H46ZM83 194H84V193H83ZM87 194H88V192H87ZM119 194H120V193H119ZM153 194H156V192L153 193ZM188 194H189V192L187 193V195H188ZM202 194H203V193H202ZM204 194H205V193H204ZM204 194H203V195H204ZM251 194H252V193H251ZM128 195H129V194H128ZM132 195H134V194L131 193L130 197H132ZM135 195H137V194H135ZM171 195H173V194L171 193ZM171 195H170V196H171ZM181 195H182V194H181ZM181 195H180V196H181ZM195 195H197V194H195ZM217 195H219V194H217ZM252 195H253V194H252ZM252 195H251V196H252ZM254 195H255V194H254ZM254 195H253V196H254ZM41 196H42V195H41ZM80 196H81V195H80ZM88 196H89V195H88ZM138 196H140V194H139ZM148 196H149V193L147 194L146 198H148ZM157 196H159V195H157ZM164 196H165L164 194H162V195L160 194V196H159L160 199H158V200L156 199L157 197L155 198V196H152V197H154V198L156 199L155 201L159 202L160 204H161V202H163V205L161 204L162 208H163L164 204L166 205V203H164V200H162V199L164 198ZM184 196H185V195H184ZM184 196H183V197H184ZM247 196H244V195H243L244 198H245V197L248 198ZM251 196H250V199L252 198ZM130 197H129V198H130ZM134 197H135V196H133V199H134ZM140 197H141V196H140ZM176 197H178V196H176ZM207 197H208V195H207ZM209 197H210V196H209ZM211 197H212V195H211ZM211 197H210V198H211ZM219 197H220V196H219ZM238 197H239V200H242V202L240 201L239 203H237V199H236V198H238ZM73 198H74V197H73ZM80 198H82V196H81ZM87 198H88V197H87ZM185 198H186V197H185ZM187 198H189V197H187ZM187 198H186V200H187L188 202H187V201L182 202V200H181V201L178 200L179 203H178L177 205L180 207L181 210L185 209L186 212H187V209H189L188 212L190 213V215H188V214H189V213H188L187 216H186L187 218H188V216H189V218L187 219L188 221H189V219H191L190 217L193 216V217H192V219H193V218H194V215H195V218H196V219H193V221H192V222L194 223V225L191 227V228H192V231H195V230H201V231H203L204 234H207V235H208V238H209V236L213 237V239H214V241H215V244L218 243V242L223 243V240L227 241L226 239H223V235H221V234L223 233V232L221 231V230H222L221 228H222L223 226L221 225V226H220L221 228H220L219 226H217L216 228H214L213 226H211V225H209L208 223H206V222L204 221L206 218L203 220V218H202V216H201V215H203V214L199 213L200 211L197 210V208H200V206H201L200 204H201V203L199 202V203H200L199 205H196L197 203L193 204V203H194V200L196 201V199L193 198V199H192L193 202H192V201L188 200ZM191 198H192V197H191ZM215 198H216V197H215ZM215 198H214V199H215ZM241 198H242V197H241ZM263 198H264V197H263ZM76 199H78V198H76ZM76 199H75V200H76ZM94 199H95V198H94ZM102 199H103V198H102ZM109 199H110V198H109ZM109 199H108V200H109ZM126 199H127V198H126ZM164 199H165V198H164ZM177 199H178V198H177ZM177 199H176V200H177ZM183 199H184V198H183ZM189 199H190V198H189ZM216 199H217V198H216ZM234 199H235V201H236L237 204L234 203ZM253 199H254V198H253ZM83 200H84V199H83ZM120 200H121V198H120ZM134 200H136V202L138 201L136 198H135ZM167 200H168V199H167ZM174 200H175V199H174ZM184 200H185V199H184ZM217 200H218V199H217ZM217 200H216V201H217ZM219 200H221V199H219ZM248 200H249V199H247L245 202L247 203ZM255 200H256V199H255ZM122 201H123V200H122ZM124 201H127V200H124ZM131 201H132V200H131ZM221 201H223V200H221ZM221 201H220V205L223 206V203H224V202L222 203ZM226 201H225V202H226ZM77 202L80 204V205L78 206L80 209H86V207H84L85 205L83 206V204H85V203H83L82 200H79V201H77ZM77 202H76V205L78 204ZM106 202H107V199H106ZM109 202H110V201H109ZM112 202H113V201H112ZM169 202H170V201H168V205H170ZM189 202H190V204H189ZM197 202H198V201H197ZM251 202H252V200H251ZM253 202H255V201L253 200ZM97 203H98V202H97ZM100 203H101V199H100ZM103 203H104V202H103ZM122 203H123V202H122ZM140 203H141V201H140ZM206 203H207V201H206ZM208 203H209V202H208ZM218 203H219V201H217V204H218ZM255 203H257V200H256ZM127 204H128V203H127ZM138 204H139V202H138ZM157 204H158V203H157ZM202 204H203V203H202ZM204 204H205V203H204ZM204 204H203V205H204ZM210 204H212V203L210 202ZM217 204H215V205L212 204V205H213L214 207H215V206L221 207V206H219V204H218V205H217ZM227 204H228V203H226V205H227ZM234 204H235V206H234ZM248 204H249V201H248ZM76 205H75V206H76ZM86 205H87V204H86ZM90 205H91V204H90ZM94 205H95V203H94ZM105 205H106V204H105ZM119 205H120V204H119ZM121 205H122V204H121ZM123 205H125V204H123ZM131 205H132V204H131ZM203 205H202V208H201V209H202L201 212L203 211V209L206 210V208H203ZM207 205H208V204H207ZM224 205H225V204H224ZM82 206H83V207H82ZM96 206H97V205H96ZM96 206H95V208H96ZM126 206H127V205H126ZM136 206H137V203H136ZM155 206H156V203H155ZM155 206H154V207H155ZM170 206L173 207L172 204H171ZM170 206H167V207H170ZM178 206H176V208H177ZM208 206H210V205H208ZM208 206H207V209H208ZM227 206H228V205H227ZM245 206H246V204H245ZM250 206H251V205H250ZM65 207H66V206H65ZM76 207H77V206H76ZM78 207H77V208H78ZM91 207H93V205H92ZM119 207H120V206H119ZM124 207H125V206H124ZM139 207H141V204H140ZM157 207H158V205H157ZM159 207H160V206H159ZM225 207H226V206H225ZM235 207H236V208H235ZM87 208H88V207H87ZM93 208H94V207H93ZM95 208H94V209H95ZM99 208H100V207H99ZM121 208L123 209V207H121ZM125 208H126V207H125ZM132 208H133V207H132ZM148 208H149V207H148ZM162 208H161V209H162ZM164 208H166V207L164 206ZM164 208H163V209H164ZM229 208H230V207H229ZM239 208H240V210H242V211H246V210H247L248 208H250V207H247L246 210H244L245 207H244V208H243V207H239ZM241 208H243V209H241ZM254 208H255V207H254ZM75 209H76V208H75ZM137 209H139V208H137ZM170 209H171V207H170ZM170 209H165L166 213L168 212V213H167L168 215H170L171 212H173V210H172V209L170 210ZM180 209H179V211H180ZM195 209H196V210H195ZM68 210H69V209H68ZM119 210H120V208H119ZM119 210H116V211H119ZM123 210H125V209H123ZM123 210H121V211H123ZM127 210H128V207H127ZM155 210H156V208H155ZM190 210L192 211V213L190 212ZM238 210H239V209H237V211H238ZM240 210H239V212H240ZM251 210H252V209H251ZM251 210L248 209V211H246V213H247V212L249 213V211H251ZM65 211H66V210H65ZM77 211H78V209H77ZM88 211H89V210H88ZM114 211H115V210H114ZM116 211H115V213H114L115 215L117 214ZM121 211H120V212H121ZM133 211L136 212V208H135V210L133 209ZM142 211H144L143 208H142ZM158 211H159V213H160V208L158 209ZM158 211L156 210V212H158ZM163 211H164V210H163ZM175 211H176V210H175ZM175 211H174L172 217H174L175 214H177V212L175 213ZM196 211H198V213H196ZM207 211H208V210H206V212H207ZM211 211H212V210H211ZM216 211H217V210H216ZM216 211H215V212H216ZM229 211H231V210H229ZM68 212H69V211H68ZM68 212L66 211V213H68ZM78 212H79V211H78ZM84 212H85V210H84ZM86 212H87V210H86ZM86 212H85V213H86ZM100 212H101V214L103 213L102 211H100ZM123 212H124V211H123ZM130 212H131V210H130ZM138 212H139V210H138ZM138 212H137V213H134V212H133L134 216H135V215L138 216L137 214H140V212H139V213H138ZM148 212H149V211H148ZM148 212L146 211V214H147ZM193 212L195 213L194 215H193ZM233 212H235V211H233ZM239 212H235V213L238 214ZM62 213H63V212H62ZM97 213H99V211H98ZM110 213H111V212H110ZM110 213H109V214L106 213V214L110 215ZM126 213H127V212H126ZM141 213H142V212H141ZM161 213H162V212H161ZM161 213H160V214H161ZM163 213H164V212H163ZM231 213H232V211L230 212V214H231ZM235 213H232L233 216L236 215ZM240 213H241V212H240ZM244 213H245V212H244ZM248 213H247L246 215H248ZM263 213H264V211H263ZM63 214H65V212H64ZM63 214H62V215H63ZM69 214H72V215H73V213H70V212H69ZM80 214H82V213H80ZM92 214H93V213H92ZM101 214H100V215H97V216H98V217H97L98 219L95 220L96 223L99 222V223H98L99 226L102 225L104 222L107 223V220H111V219H108L109 216L107 215V216H108V217H107V216L105 215V213L103 214V216H102ZM111 214H113V212H112ZM118 214H119V213H118ZM118 214H117V215H118ZM149 214H150V212H149ZM149 214H148V215H149ZM181 214H182V213H181ZM204 214H205V213H204ZM230 214H229V215H230ZM232 214H231V215H232ZM242 214H243V212H242ZM242 214H240L239 216L242 217ZM82 215H83V214H82ZM85 215H87V214H85ZM123 215H124V214H123ZM126 215H127V214H126ZM126 215H125V216H126ZM151 215H152V214H151ZM151 215H150V216H151ZM164 215H165V213L162 215V216H163V219H164L165 217H166V218H170V217H171V216H170V217H167V215L164 217ZM171 215H172V214H171ZM183 215H186V213H185V214L183 213ZM191 215H192V216H191ZM54 216H55V215H54ZM64 216H65V215H64ZM111 216H114V215H111ZM127 216L131 218L133 215H132V216L129 215V211H128V215H127ZM127 216H126V217H127ZM134 216H133V217H134ZM142 216H143V215H142ZM145 216L147 217V215H144V217H145ZM152 216H154V215H152ZM243 216H244V219H245V214H244ZM48 217H49V215H48ZM114 217H116V216H114ZM114 217H112V218H113V220H112V221H113V224L115 225V226H113V228H114V227L116 228L117 226H116V223H114V222H117V221H118V223H117V225H118V224L120 223L119 220H120L121 216L119 217V220H116V219H118V218H117L118 216L116 217V219H115ZM133 217H132V220H129V221H132V222H133ZM146 217H145V218H146ZM172 217H171V218H172ZM203 217H204V216H203ZM210 217H211V216H210ZM237 217H238V215H237ZM241 217H240V218H241ZM260 217H261V216H260ZM92 218H93V217H92ZM94 218H95V217H94ZM110 218H111V217H110ZM140 218H141V215H140ZM184 218H185V217H184ZM223 218H224V216H223ZM242 218H243V217H242ZM224 219H225V218H224ZM231 219H232V218H231ZM235 219H236V218H235ZM24 220H25V219H24ZM91 220H92V219H91ZM114 220H115V221H114ZM123 220H125V221L127 220V221H128V218H127V219L124 218V219H122V221H123ZM134 220H135V218H134ZM141 220H142V219H141ZM146 220H147V218H146ZM146 220H143V222H144V221L146 222ZM167 220H168V219H167ZM202 220H203V221H202ZM239 220H240V219H239ZM241 220H243V219H241ZM260 220H261V219H260ZM262 220H264V217L262 218ZM129 221H128V222H129ZM139 221H140V220H139ZM198 221H199L200 223L203 222L202 225L200 226L201 229L198 227V225H200V224L198 223ZM236 221H237V219H236ZM244 221H245V220H244ZM109 222H110V221H109ZM192 222H191V223H192ZM207 222H208V221H207ZM232 222L235 223V222L233 221V219H232ZM232 222H230V223L232 224ZM239 222H240V221H239ZM8 223H9V222H8ZM30 223H31V222H30ZM106 223H104V224H106ZM121 223H122V222H121ZM124 223H125V222H124ZM124 223H123L122 225L119 224V225H120V226H119L120 229H121V227L123 228ZM126 223H127V222H126ZM126 223H125V225H126ZM141 223H142V222H141ZM171 223H173V224H172L173 226H174V224H177V223H174V222H171ZM188 223L190 224V222H188ZM242 223H243V221H242ZM242 223H241V224H242ZM104 224H103V227H105ZM111 224H112V223H111ZM131 224H132V223H131ZM134 224H135V223H134ZM139 224H140V223H138V225H139ZM203 224H204V225H203ZM226 224L228 225L229 223H226ZM226 224H225V225H226ZM237 224H238V223H237ZM127 225H128V224H127ZM129 225H130V224H129ZM132 225H133V224H132ZM138 225H137V226H138ZM143 225H145V224H142V225H139V226L142 227ZM177 225H178V224H177ZM191 225H192V224H191ZM215 225H216V224H215ZM225 225H224V227H225ZM227 225H226V227H228ZM235 225H236V223H235ZM99 226H98V227H99ZM108 226H109V223H108V225H107L106 227L108 228ZM133 226H134V225H133ZM133 226H131V228H132ZM135 226H136V225H135ZM145 226H147V225H145ZM233 226H234V224H232V226H229L228 228L231 229V227H233ZM96 227H97V226H96ZM110 227H111V226H110ZM110 227H109V228H110ZM127 227H128V226H127ZM127 227H126V228H127ZM166 227H167V226H166ZM196 227H198V229H196ZM236 227H237V226H236ZM115 228H114V229H115ZM129 228H130V226H129ZM129 228H127V231H128ZM133 228L135 229L136 227H133ZM138 228H139V227H138ZM142 228H143V227H142ZM167 228H168V227H167ZM179 228H180V225H179ZM239 228H240V227H239ZM118 229H119V228H118ZM165 229H166V228H165ZM175 229H176V227H175ZM225 229H226V228H224L223 230L225 231ZM232 229H233V228H232ZM232 229H231V230H232ZM121 230H122V229H121ZM125 230H126V229H125ZM125 230L123 229L124 233H127V231H125ZM169 230H170V229H169ZM173 230H174V229H173ZM176 230H177V229H176ZM234 230H236V228H235ZM66 231H67V230H66ZM96 231H97V230H96ZM96 231H95V232H96ZM129 231H131V230H129ZM133 231H134V230H133ZM167 231H168V230H167ZM201 231H200V232H201ZM226 231H227V230H226ZM261 231H262V230H261ZM135 232H136V231H135ZM165 232H166V231H165ZM165 232H163V234H164ZM173 232H174V231H173ZM187 232H189V230H188ZM228 232H231V231L228 230ZM232 232H233V234H232V238H233V235L236 234V233H234L233 230H232ZM236 232H238V231H236ZM256 232H257V231H256ZM72 233H73V232H72ZM97 233H98V232H97ZM104 233H105V232H104ZM115 233H116V232H115ZM121 233H122V232H121ZM151 233H152V231H151V232H148V234L146 233L147 235H145V236L141 234V235H142V237H141V235H140V238H141V239H140V238H137V239H135V241H138V240H139V242H140V244H141V245H140V246H141L140 248H141L142 250H145L146 248L149 249L150 247H152L151 249H153V247H156V246H157L156 248H158V250L156 249V252L158 251V253H159L162 247L159 248V245H155V246H154L153 243L151 244L152 241H155V239L152 240L153 237H154L155 235H153L154 233H153V234H151ZM161 233H162V232H161ZM161 233H160V234H161ZM191 233H192V232H191ZM191 233H190V234H191ZM195 233H196V232H195ZM74 234H75V233H74ZM128 234H129V237L132 236V235H130V233H128ZM128 234H126V236H128ZM167 234H168V233H167ZM171 234H172V233H171ZM171 234H170V235H171ZM188 234H189V233H188ZM193 234H194V233H193ZM193 234H192V236H193ZM197 234H198V233H197ZM223 234H225V232H224ZM227 234H228V233H227ZM227 234H226V235H227ZM241 234H242V232H241ZM241 234H239V237H240ZM247 234H248V233H247ZM71 235H72V234H71ZM87 235H89V234H87ZM104 235H105V234H104ZM157 235H159V234H157ZM157 235H156V236H157ZM183 235H184V234H183ZM195 235H196V234H195ZM230 235H231V234H229V236H230ZM81 236H82V234H81ZM81 236H80V238H81ZM83 236H84V235H83ZM96 236H97V234H96ZM136 236H138V235H136ZM156 236H155V238H156ZM159 236H160V235H159ZM185 236H186V235H185ZM187 236H188V235H187ZM229 236H228V238H230ZM234 236H235V235H234ZM263 236H264V235H263ZM263 236H262V238L264 239ZM68 237H70V236H68ZM71 237H72V236H71ZM85 237H87V236H85ZM161 237H162V236H161ZM163 237H166V235L163 236ZM188 237H189V236H188ZM194 237H196V236H194ZM226 237H227V236H226ZM237 237H238V234H237ZM237 237H236V238H237ZM239 237H238V238H239ZM243 237H244V236H243ZM245 237H246V236H245ZM257 237H258V236H257ZM259 237H260V236H259ZM73 238H74V237H73ZM73 238H72V239H73ZM157 238H158V237H157ZM157 238H156V240H157ZM159 238H160V237H159ZM167 238H168V236H167ZM170 238H171V237H170ZM173 238H174V237H173ZM186 238H187V237H186ZM186 238H183V239H186ZM189 238H191V240H192L193 237H189ZM196 238H197V237H196ZM205 238H206V237H205ZM260 238H261V237H260ZM70 239H71V238H70ZM70 239H69V241H71ZM83 239H84V238H83ZM85 239H87V238H85ZM85 239H84V240H85ZM88 239H89V238H88ZM90 239H92V238H90ZM109 239H110V238H109ZM179 239H180V237H179ZM181 239H182V238H181ZM193 239H195V238H193ZM209 239H210V238H209ZM209 239H208V241H209ZM239 239H240V238H239ZM258 239H259V238H258ZM127 240H128V239H127ZM159 240H163V239L161 238V239H159ZM186 240H188V239H186ZM195 240H196V239H195ZM197 240H198V239H197ZM231 240H232V239H230V242H231ZM241 240H242V239H241ZM244 240H245V238H244ZM244 240H242V241H244ZM80 241H81V239H80ZM114 241H115V240H114ZM135 241H134V242H135ZM145 241H146V244L144 243ZM163 241H165V240H163ZM171 241H172V239H171ZM183 241H184V240H183ZM232 241H233V243H234V238H233ZM236 241L239 243L240 240H236ZM236 241H235V242H236ZM71 242H72V241H71ZM82 242H84V241H82ZM89 242H90V241H89ZM139 242H138V243H139ZM157 242H158V240H157ZM160 242H162V241H160ZM160 242H159V244H160ZM165 242H166V241H165ZM69 243H70V242H69ZM90 243H92V242H90ZM154 243H155V242H154ZM224 243H225V242H224ZM78 244H79V243H78ZM81 244H82V243H81ZM86 244L88 245L89 243H85V245H86ZM102 244H103V243H102ZM163 244H165V243H163ZM225 244H226V243H225ZM225 244H222V245L225 246ZM231 244H232V243H230L229 246H230ZM234 244H236V243H234ZM239 244H240V243H239ZM241 244H242V243H241ZM241 244H240V245H241ZM69 245L71 246V244H69ZM83 245H84V244H83ZM218 245H219V243H218ZM247 245H248V244H247ZM262 245H263V244H262ZM67 246H68V243H67ZM162 246H163V245H162ZM168 246H169V244L167 243V247H166L167 249L164 248L165 245H164V247H163L164 250H165V251H164L165 253H162V250H161L162 256H160L161 259H159V260H161V261H160V264H171V260L168 259V258L170 257V256H168V254H169V248H168ZM73 247H74V246H73ZM73 247L71 246L70 248H73ZM138 247H139V246H138ZM234 247H235V246H234ZM239 247H240V246H239ZM64 248H65V247H64ZM70 248H69V249H70ZM163 248H162V249H163ZM226 248H227V247H226ZM73 249L75 250V248H73ZM73 249H72V250H73ZM147 249H146V252H147ZM151 249L149 250V252L151 251ZM154 249H155V248H154ZM154 249H153V250H154ZM159 249H160V250H159ZM220 249H221V248H220ZM220 249H219V250H220ZM223 249H224V248H223ZM223 249H222V250H223ZM60 250H61V249H60ZM66 250H67V249H66ZM76 250H77V249H76ZM170 250H172L171 247H170ZM177 250H178V249H177ZM181 250H182V249H181ZM67 251H68V250H67ZM144 252H145V251H144ZM149 252H148V253H149ZM223 252H224V251H223ZM68 253H69V252H68ZM139 253H140V251H139ZM154 253H155V250L153 251V254H154ZM161 253H160V255H161ZM221 253H222V252H221ZM70 254H71V253H70ZM140 254H143V253H140ZM149 254H152V253L150 252ZM170 254H171V253H170ZM222 254H223V253H222ZM222 254H221V255H222ZM237 254H240V253H237ZM237 254H236V255H237ZM241 254H242V253H241ZM241 254H240V255H241ZM245 254H246V253H245ZM79 255H80V254H79ZM83 255H84V254H83ZM144 255H145V254H144ZM221 255H220V256H221ZM230 255L232 256V253H231ZM236 255H234V257H232V258H231V256L229 257V259L231 258L230 260H232L233 264H239V261L237 260L239 255H238L237 257H235ZM249 255H250V254H249ZM249 255L247 254V258L250 257ZM65 256H66V258H69L71 255L66 254ZM80 256H81V255H80ZM225 256H226V255H225ZM242 256H245V255H242ZM71 257H72V256H71ZM71 257H70V258H71ZM160 257H159V258H160ZM226 257H227V256H226ZM226 257H225V258H226ZM251 257H253L252 252H251ZM72 258H73V257H72ZM120 258H121V257H120ZM120 258H119V259H120ZM222 258H223V257H222ZM241 258H242V257H241ZM244 258H245V257H244ZM170 259H172V258H170ZM219 259H221V258H219ZM223 259H224V258H223ZM226 259L228 260V257H227ZM226 259L223 260L222 264H229V261H230V260L227 261ZM239 259H240V258H239ZM242 259H243V258H242ZM245 259H246V258H245ZM82 260H83V259H82ZM103 260H104V259H103ZM156 260H158V258H157ZM159 260H158V261H159ZM188 260L191 261L190 259H188ZM198 260H199V259H198ZM221 260H222V259H221ZM249 260L252 261L251 259L248 258V261H249ZM254 260H255V261H256V260L258 261L257 258L254 259ZM254 260H253V261H254ZM69 261H70V260H69ZM86 261H87V260H86ZM189 261H187V264H188V263H189V264H197V263H198V264H202V263H201V260H199V262H195V261L193 260V262H191V263H190ZM226 261H227L228 263H224V262H226ZM243 261H244V259H243ZM248 261H247V259H246V262H248ZM250 261H249V262H250ZM73 262H74V261H73ZM81 262H82V261H81ZM154 262H155V261H154ZM202 262H203V261H202ZM230 262H231V261H230ZM246 262H245V263H246ZM249 262H248V263H249ZM259 262H260V260L258 261V263H259ZM156 263H158V262L156 261ZM216 263H217V262H216ZM219 263H220V262H219ZM248 263H247V264H248ZM250 263H251V262H250ZM250 263H249V264H250ZM258 263L254 262V263H251V264H258ZM86 264H87V263H86ZM122 264H125V263H122ZM204 264H205V263H204ZM206 264H208V263H206ZM230 264H231V263H230ZM241 264H242V263H241ZM260 264H262V263H260Z\"/></svg>",
  "mask_w": 264,
  "mask_h": 264
}]
</instances>
